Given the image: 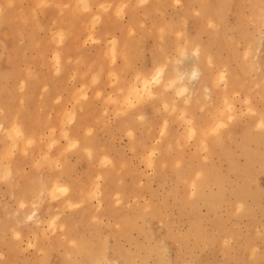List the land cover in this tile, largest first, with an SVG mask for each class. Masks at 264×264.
<instances>
[{"label": "rangeland", "instance_id": "374dc122", "mask_svg": "<svg viewBox=\"0 0 264 264\" xmlns=\"http://www.w3.org/2000/svg\"><path fill=\"white\" fill-rule=\"evenodd\" d=\"M187 1H188V4H187L188 6L186 5ZM199 1L200 0H181V2H182L181 3L180 1L171 0V1L165 2L166 4L165 3L163 4L162 9H164L163 11L166 14L165 17H167V20L169 17L170 21L169 20L167 21V27L166 28H169V29L164 30V33L166 31H168L166 33H169L170 30L171 31L173 30L172 31L173 33H171L172 35L168 34L170 36V37H168V40L171 42V45H170L171 46V52L169 54H171V55L176 54L174 52H177V47L173 49V47H175L173 44L178 43V41H179V43L177 44L178 49L182 46L188 45L187 43H185L184 33L188 37H191L193 35L195 36L197 34V37L200 38L202 44L203 43L205 44V49H206L207 53L211 52V53H209V56H211L215 60L214 62H216V63L218 62L217 66L219 68H221L222 72L225 71L223 73V75L226 76L225 79H223L222 77L218 78V84H217L218 87L217 86L213 87V88H215V90L217 89L216 92L215 91L213 92V96H212L213 99L207 100V98L205 99L204 96L198 97L197 93L194 94L195 97H192V99H190L191 103L189 101L188 111L186 113L185 111L183 112V110L180 109L179 107L174 106V105H176L175 104L176 98L174 96H172V97L170 96L171 98L168 96H167V98L166 97L161 98V100L157 104L159 107V111H161L163 114H165L164 118L166 119V123H165L164 130H166V133H165V131H159L157 124L155 125L153 123L150 124L149 122H147V121H149L148 118H150V119L156 118V114H157L154 112V110L152 108L153 105H152V103H150V101L144 100L146 102V105L144 103V105L140 106L139 102L137 103V101H136L135 102L136 104L134 103L135 99L133 98L134 101L132 100L133 102L130 103V105L132 106L133 104H135V106L133 105L131 107L128 104L129 103L128 99L124 100V101L122 100V101H120V107L118 110L112 109L113 104H115L117 101H119L118 98H120L119 92H117V90L113 89V88L118 87V84H121L123 81H126V82L132 81V79H134L133 73H135L139 68H141V66L143 64L145 65V63H146L148 51L145 48H146V45L148 46V44L150 42V36H149V34L147 36H145L144 42L140 41L141 40L140 36L142 35L143 30L145 28L150 27L151 20L155 17L154 15L156 12H154V13L152 12V14H150V18L149 17L147 18V16L144 15L143 12H141V14H139V17H140V21H139L140 23L138 25L139 28L134 26V29L132 30V32H131V30H129L126 33L127 39H128V35H129L130 44H132V45H130L131 52L133 53V50H134V52L136 51L135 55L133 56V57H135V58H133V60L135 59V61L136 60L137 61L136 62L133 61L132 58L130 57V54H129V56L126 55V57L129 59V61H128L129 64L128 63L124 64V67L121 70H118L119 73L116 76L117 72H114L115 74H113V72H111V71L115 68L116 65H119L121 63V61H123L125 54H123L122 56L118 55L119 57L117 59H115L114 61L108 60L110 63V67L108 70L109 73L106 74L105 83H103V81L101 83H98V84H97V82H95V81H97V79H95V77H94L96 74H99V76H102L104 74V73H98L95 70H93L91 72V68H93L95 64L92 65L91 67H88L90 69H88V70L86 69L88 71L87 73H89L88 74L89 76L87 77L88 82L85 83V87H89L87 89V91L89 92V96L91 97L90 98L91 101H93L92 99L96 97L94 94V90L97 88V86H99L101 84H103V87L105 86L104 87V95H106V97L104 98V96H102L101 98H98L99 101L97 104V105H99L98 109H101L102 111H100V114L99 115L97 114L96 117H91L89 119L90 121L87 120L88 124H86V125L82 124L81 127L79 126L81 138L78 139V141H79V143L77 144L78 146L77 145L75 146L73 144L75 147H69L68 148L69 151L67 150L65 152L62 149L61 154L59 153V161H60V163L62 161L64 162V163L63 162L61 163L62 169L64 170V176H67V178L71 177V179H72V188L73 189H72V191H70V193L72 192V196H75V198L78 199V196H77L78 190H76V189H78L77 184H79V183L81 184L84 182L82 180H84L83 178L86 179V171L87 172L91 171V168L93 169V172L96 170L100 172L99 182H100L102 191H101V194L98 192V190H97V192L96 191L94 192L95 194L93 196L91 194L92 197H91V200L89 201V204L86 201H85L86 203L83 202L84 201L83 200V201H81L82 205H78L80 207L75 206V205H71L72 207H70V205H66V207H65L62 204H61V206H58V205L54 206L58 201L56 199H50L48 197L50 200L49 201L47 199V194L43 193V192L41 193L40 189H39V183H40V180L42 177L41 173L43 172L44 168L46 167L45 168V170H46L50 166V164H51V166L54 165L53 158H52V161L49 158L48 160H50V162L48 160H47L48 162H46V160L44 158L45 152L50 150L51 154L54 157L56 155V150H55V147H52V146L54 144L58 145L59 142H61V141L64 142V140H65L61 135L56 134V136L58 138V142H57V140H56V142H49L51 137H52V135H50V133H49L51 126H52L51 122L57 121L56 124L58 126V121H59L61 123V126L65 125V127H68V124H70L67 121L68 120L67 118H65L66 121L63 120L66 110L64 109V111H62V112L59 111V107L62 106V104L61 105L58 104V101H59L58 98H60V100L62 102H64V105H63L64 108H66L67 104L69 106L71 105L70 107H72V104L74 102H75L74 105H76V107H78L79 110H81L80 108L82 106H84V98L83 97L85 95H83V94L78 95L79 96L78 98H80V100L79 99L77 100V96H75L76 97L75 100L74 99L72 100L70 98L69 89L67 92L66 88L64 89V91H61L59 89V87L58 88L56 87V82L58 81L59 76L61 75V73H64L63 68L61 67V64H62L61 59H60V61H58L57 60L58 55H56L58 47H59V42H60V47L62 44V38H63V35L61 34L62 31L61 30L55 31L52 27L46 29V28H44V25L45 26L48 25V23H46L47 25L45 24L46 19H43L42 24L38 20L39 16H41L42 18L48 17L46 15L45 7L48 8V7H51L53 5L58 6L59 4L58 3L53 4L52 0H0V22H1L0 23V77H1L0 78V115H2L0 117V121H2L1 119H5L2 122H0V123H2V129L0 132V165L2 168L0 170V173H1V175H0V229H1L0 230V256H1L0 257V264H51V263L52 264H89V263L90 264H103L104 263L103 261H105L104 256H106L105 255L106 252L108 253L107 254L108 257L109 256L112 257V255L113 256L117 255L114 248H113V245H116L118 243H120V246L124 249V251H127L128 253L136 252L134 255L135 257L132 256L133 253L131 255V257L134 261L136 259L140 258L142 260L139 261V259H138V262H144L145 264H148V263H151V264H239V263L240 264H257V263L258 264H264V154H263L264 153V127H263V125H264L263 124L264 123V120H263L264 119V45H263L264 44V17H262L263 13H264V11H263L264 1L263 0H254V1L253 0H232V1L226 0V1H222V3H224V2L228 3L231 1L228 4L224 3L226 5L224 7V13L223 14H219V13L213 14V12H212L211 13L213 16L212 17L209 15L205 16L206 14L203 13L204 16L202 19V25H203L202 31L197 29L198 28L197 24H198V21L200 19V18L197 19L198 13H196L200 9L199 8V5H200ZM2 2L4 4H2ZM256 3H258V6ZM1 5L2 6L7 5V6L2 7ZM66 6H67V4H66ZM137 6H139L142 9V11H144V9H145L144 7L147 6L146 0H141V2H139ZM165 6H167V8ZM186 7H189L188 8L189 10L188 9H187V11L184 10ZM21 8H23V9H21ZM39 10H40V14L38 13ZM169 10L172 12H170ZM255 10L257 12L253 13V11H255ZM11 11H12V13L14 12L13 15L11 14ZM239 11H241V12H239ZM259 11H262V12H259ZM15 12H17V13H15ZM179 12H180V15H179ZM17 14H19V15H17ZM184 14H186V15H184ZM7 15H8V18H7ZM22 15H24V16H22ZM220 15H221V17H220ZM141 16L143 17L144 20L142 19ZM215 16H217V17H215ZM122 17H124L125 20L128 18L127 14H124V16L122 15ZM177 18H179V19H177ZM24 19H26V20H24ZM176 19L179 21H177ZM147 20H149V21H147ZM52 21H54V19H52ZM194 22H195V24H194ZM14 24H15V27H13ZM211 24H212V26H211ZM213 24H218V25L214 27ZM96 25H97V23H96ZM180 25H183V26H180ZM194 25H196L197 27ZM5 27H7V28H5ZM180 27H181V29H180ZM12 28L14 31L16 28V31L15 32L12 31ZM27 28H29V29H27ZM195 28H196V30H194ZM20 29H22V30H20ZM151 29H153L152 26H151ZM215 29H216V31H215ZM243 29H245V30H243ZM47 30H48V32H47ZM23 31H24V33H23ZM150 31H152V30H150ZM154 31H156L155 35H157V37H158V35H160V28L154 29ZM220 31H221V33H222V31H224L223 35L220 33ZM237 31H238V33H237ZM130 32H131V34H130ZM9 33L11 34V36ZM134 33H136L135 36H134ZM249 33H250V35H249ZM53 34L56 35L57 37L56 36L54 37ZM136 35H138V36H136ZM164 35H166V34H164ZM243 36H245V37H243ZM249 36H252V37H249ZM53 38L55 40H53ZM132 38H134V39L132 40ZM27 39L29 42L27 41ZM230 39H231V44L229 43ZM3 40H5V41L3 42ZM157 40H158V38H157ZM212 40H213V42H212ZM131 42H133V43H131ZM141 42H143L144 45ZM244 42H245V44H244ZM92 43H93L92 40H89V41L87 40L86 46L88 44L90 45ZM209 44L211 47L209 46ZM38 45H39V47H38ZM138 47L139 48L141 47V48L139 49ZM40 48H42V49H40ZM36 49H37L38 53L35 51ZM137 49H139V50H137ZM260 49H262V50H260ZM38 50L42 51V52H39ZM140 50H143V51H140ZM212 51H213V53H212ZM246 52H247V54H246ZM41 53H42V55H41ZM223 53L225 54V56ZM40 56H42V57H40ZM246 57H247V59H246ZM248 58H250L249 61H247ZM31 59H33L32 62H30ZM253 59H255V60H253ZM116 60H118V61L121 60V61L116 64ZM138 60H139V62H138ZM242 60L244 61V63ZM252 60L254 61V63ZM130 61H131V64H130ZM35 63L37 64L36 66H35ZM58 63H60V65ZM209 63H210V61L206 57L205 58V65H206L205 68H209V69H212V67L214 68V66H211V64H209ZM220 63H222L221 66H220ZM226 63H228V64H226ZM249 63H250V65H249ZM215 64L213 63V65H215ZM240 64H243L244 66L242 67V65H240ZM254 64H255V66H254ZM18 65L20 68H18ZM69 65H70V63H69ZM138 65H139V67H137ZM9 67H10V69H9ZM136 67L138 69H136ZM255 67H256V69H254V70L256 72L253 70V68H255ZM135 69H136V71H135ZM245 69H247V70H245ZM125 70H126V72H125ZM32 71H34V73ZM246 72L248 75L246 74ZM122 73H124V74H122ZM5 74H7V75H5ZM11 74H12V76H11ZM18 75H19V77H18ZM35 75L39 78H37ZM5 76H6V78H5ZM243 76L245 77V79ZM41 77H42V79H40ZM204 77H205L204 78L205 80H209V79L211 80L212 79V76L208 73H206V75H204ZM241 77H243L242 80H241ZM36 78H37V80H36ZM120 78H121V80H120ZM76 80H78V79H76ZM48 81H49V83H48ZM238 82H241V83H238ZM202 83L203 82H201V77H200L199 81H197V83L195 85H193L194 87H192V89H194L196 87H201ZM237 83H238V85H237ZM243 83H245V85ZM223 84H225V85H223ZM230 84H232V85H230ZM235 85H237V86H235ZM233 86H235V87H233ZM245 86H247V87H245ZM105 88H108V89H105ZM224 88L228 89L225 91L227 93H224V94L228 95L226 97L227 99H225L223 96H221V94H223V93H221V91ZM34 89H37V90L34 91ZM45 89H47V90H45ZM81 90H85V93H86V88L85 89L82 88ZM8 92H9V95L7 94ZM31 92H32V94H31ZM57 92H59V93H57ZM247 92H248V94H247ZM13 93H15V94H13ZM16 93H18V95ZM63 93H64V95H63ZM7 95H8V97H7ZM10 95L12 97H10ZM50 96H51V99H50ZM9 98H10V100H9ZM47 98H49L50 100ZM66 98H67V100H66ZM114 100L116 102H114ZM17 101H18V103H17ZM127 101H128V103H127L128 107H126ZM165 101H167V102H165ZM172 101H174V102H172ZM194 101H195V103H193ZM200 101H202V102H200ZM51 102H52V104H49ZM112 102H113V104H112ZM164 102L166 103L165 105H164ZM35 103H36L37 107L34 106ZM200 103H202V104H200ZM3 105H4V107H3ZM16 105H18L19 108ZM43 105L46 107H44ZM111 105H112V107H110ZM7 106H8V108H7ZM137 106H140V107L143 106L142 110L145 112L143 114V116H145V117H142L143 119L139 118L140 120L143 121L142 122L143 124L139 123V125L137 127H135L134 130L132 129L133 134H130V132L132 133V131L126 130V127H129V124L126 123V121H129L128 117L134 115V110H135L134 108ZM164 106H166V109ZM217 106H218V110H217ZM228 107H230V108H228ZM231 108H233V109H231ZM52 109H54L53 112H52ZM69 109L66 111V113L69 111ZM3 110H5V112ZM79 110H78V112H80ZM82 110H83V108H82ZM152 111H153V113H152ZM192 111L195 112L194 115H193V113H191ZM208 111L209 112L211 111L212 114L209 113ZM27 112H29L28 113L29 115H27ZM39 112L41 113V115L44 112L42 115V118H41L42 121H40V118H39L40 113ZM129 112H131L132 114ZM118 113H120V114H118ZM123 113H124V115H123ZM207 113H208V116H207ZM233 113H235V114H233ZM4 114L6 116H3ZM86 115H87V113H86ZM150 115H153V116L151 117ZM189 115L192 117H190ZM27 116H28V118H27ZM120 116L123 118V120L121 119ZM146 116H148V118H146ZM166 116H168V117H166ZM199 116H201V117H199ZM17 118L19 120H16ZM37 118H39V119H37ZM52 118H54V119H52ZM185 118H187V120ZM196 118L198 119L197 120L198 122L199 121L200 122H208L210 120L209 121L210 127L206 130V132L209 133V134H206V139H207L206 141L208 142V143H206L207 146H206V144L205 145L198 144V146H197L198 140H194L196 138L191 137L189 135V133L187 132V131L190 132L189 128L192 127V125H193L192 123H193V121L196 120ZM221 118H223V119H221ZM26 119L27 120L29 119V120L27 121ZM60 119H62V120H60ZM50 120H51V122H50ZM15 121L20 122L21 125L19 123L15 124L14 123ZM33 121H34L35 125L37 123L38 124L36 126H34ZM95 121L97 122L96 125H94ZM118 121H120V122L122 121L123 123H121V124H123V125H119L120 122H118ZM21 122L23 123V125ZM31 122L33 123L32 126H34V127L30 129V127H32ZM189 122H190L191 126L189 125ZM144 123L146 124V126H144L145 125ZM147 124H148V126H147ZM166 124H167V126H166ZM218 124H219V126H218ZM14 125L15 126L17 125V127H15ZM18 125H20L21 127ZM48 125H49V127H48ZM261 125H262V128H261ZM39 126H40V128H39ZM19 127H20V129L22 128L23 133L24 132H27V133L23 134V133H21V131L19 132V130L16 129ZM119 127H120V129H119ZM142 127H144L146 129V130H144L143 134L141 133V131L144 129ZM156 127H157V129H156ZM218 128H219V130H218ZM11 129L14 130V131H12V132H14V135H12L13 133L11 134L9 132L12 135V138L8 137L9 135L7 132L8 130H11ZM173 129H175V131ZM88 130H90V132H88ZM147 130H150V133L155 132V133H157V135L155 134L156 136L152 137V140H153L152 145L146 147L147 150H145V154L142 155V147H140V144H137V143H138V140H141L142 136H143V139L146 138ZM185 130H187V131H185ZM184 131H185V134H183ZM217 131H219L221 136ZM244 131H247V132H244ZM56 132H57V128H56ZM108 132H109V134H108ZM111 132H113V133H111ZM163 132L165 133L164 135H163ZM170 132L171 133L173 132L172 136H171ZM17 133H19V134H17ZM20 133L23 135H21ZM92 133H93V135H92ZM230 133H232V134H230ZM45 134H46V136H45ZM15 135L16 136L21 135L20 137L17 136L19 139L22 137L21 140L16 138ZM177 135H179V137H181V136L182 137L179 138ZM138 136L140 137V139H138L139 138ZM159 136L161 138H164V140L167 138L168 139L171 138L172 140H174L177 137L178 139L176 138L175 140H178L181 144V145L176 146L178 148V150L176 147L174 148V150L176 149V151L173 150V152H172L173 157H175L173 159V162H172L173 164L171 163L169 165V167H166L165 171L161 172V173H163L162 175H161V173H158L157 169H155L156 168L155 165H152V167L154 168L153 169L150 166L151 164L148 161H146V159L149 157V155L151 158L156 157L158 155V151L154 150V148H156V145L159 143V141H162ZM250 136H251V138H250ZM258 136H260V138ZM24 137H26V138H24ZM87 137H90V138H87ZM97 137H98V140H97ZM134 137H136V138H134ZM254 137H255V139H254L255 141L251 140ZM91 138H93V139H91ZM22 139L24 140L23 141L24 143L29 140L28 143H26L27 146L23 145V143H20V141H22ZM108 139H110V140H108ZM180 139H182V140H180ZM257 139H259V140L257 141ZM87 140L89 141L88 143H87ZM212 140L214 141V143ZM82 141H85V142H82ZM250 141H253V142H250ZM39 142H41L42 144ZM95 142L102 143L101 145L99 143L100 148H98L99 145H97L98 147L97 146L96 147H93V146L84 147L85 145L86 146L93 145V143H95ZM50 143L51 144L54 143V144H52V146H51ZM107 143L109 146L107 145ZM31 144H32V146H31ZM49 144H50L51 148H49V146H48ZM15 145H17V146L15 147ZM240 145H243V146H240ZM29 146H31V147H29ZM111 147H112V149H111ZM9 148L12 150H9ZM36 148H38V149H36ZM48 148H49V150H48ZM70 148H71V150H70ZM87 148L91 149V153H92L91 156H90V153H87L89 151ZM97 148L99 150H102V151H99ZM113 148H115V149H113ZM150 148H151V150H150ZM244 148L247 149V152ZM26 149H27V151H26ZM42 149H43V151H41ZM106 149H107V151H106ZM152 149L155 152H151ZM241 149H243V150H241ZM103 150H104V152H103ZM200 150H202V151H200ZM256 150H258V151H256ZM23 151H24V154L27 153L26 156L24 155L25 157H22ZM29 151H31V152H29ZM70 151H71L72 155H68V154H71ZM97 151L101 152L100 155H103L105 157L104 158L101 157L99 159L95 158V157H97V155H95V154H99V152H97ZM113 151L115 153H113ZM255 151H256V153H255ZM6 152H7V154H6ZM175 152L178 154H176ZM180 152L183 154H181ZM20 153H22V154H20ZM150 153H153V154H150ZM28 155H30V156H28ZM254 155L256 156V158H254L255 157ZM31 156H32V158H31ZM65 156H66V158H65ZM78 156H79V159H78ZM180 156H182V157H180ZM232 157H233V159H232ZM28 158L32 159V160H28ZM38 159H40L41 161H38ZM85 159L86 160L88 159L87 160L88 162ZM180 159H181V161H180ZM183 159L187 160V162H185V160H183ZM189 159H191V161H189L191 164L188 162ZM22 160H23V162H22ZM102 160H104V163ZM108 160H111V161L109 162ZM118 160H120L119 164L117 162ZM126 160H128V162ZM230 160H232V161H230ZM235 160H237V161H235ZM12 161H14L13 162L14 166L13 165L11 166ZM16 161H20V162H17L18 166L16 165ZM30 162H31V164H29ZM184 162H185V164H184ZM199 162H201V163L203 162L202 164L204 166H202V168H201L202 164H200ZM205 162H207V163H205ZM219 162H221V163H219ZM23 163H24V165H23ZM25 163H26V165H25ZM92 163H93V166H92ZM235 163H237V166L234 165ZM245 163H246V165H245ZM108 164H110V165H108ZM186 164L188 166H190L189 167L190 170H193V169L195 170L196 168L200 167V171L198 174H192L193 172L190 173L191 176L187 177V179H185V181H184L179 176L183 177L182 175L184 173H187V171H189V168L187 169L188 166ZM89 165L92 167H89ZM184 165H185V167H184ZM75 166H76V169H75ZM116 166H117V168L115 170ZM39 167H43V168H41L42 170L38 169ZM88 168H90V170ZM176 168H177V170H176ZM236 169H237V172H236ZM11 170H12V173L14 176V178H11L12 182H11L10 178L7 179L8 177H12V174L9 172ZM143 170H144V172H143ZM175 170L178 174L175 172ZM183 170H185V171L183 172ZM243 170H245V171H243ZM81 171H83V173ZM113 171L116 173V175H117L116 177H115V174H113L114 173ZM119 171L121 174L118 173ZM122 171H123V173H122ZM170 171H172V173L175 172L173 174L174 176L169 173ZM214 171H215V174H213ZM203 172H205L206 174H208L210 176H212V174H213V177L212 178L210 176L208 177V175H206ZM243 172L244 173L247 172L245 176H244ZM15 173H18V174L16 175ZM107 173L111 174L110 177H109V175H107ZM180 173H181V175H180ZM210 173H212V174H210ZM9 174H11V176ZM132 174L133 175L135 174V175L133 176ZM27 175L29 178L26 177ZM172 176L175 179H173ZM240 176L242 179L240 178ZM101 177L103 179H101ZM111 177H112V179H111ZM207 177H208V179H207ZM224 177H226V178H224ZM132 178L135 180H132ZM192 178L196 179L197 183H199V188H197L198 187L197 183H196V185H194L196 187V190H194V188H193L194 186L190 183V180ZM2 179H3V181H2ZM22 179H25V180H22ZM211 179H213V180L216 179L215 180L216 184H214L215 181H213ZM221 179H223V181ZM227 179H228V181H227ZM5 180H6V182H5ZM205 180H207V181L211 180V181H210V183L208 182V185H207V182ZM31 182H33V183H31ZM114 182H116L117 187L115 186L116 184ZM185 182L187 183L186 185H185ZM228 182H229L230 186H232V185H234V186L230 187ZM8 184H9V187L7 186ZM74 184H76V186ZM157 184H159V185H157ZM252 185H254V186H252ZM33 186L36 187L35 190H34ZM93 186H94V184H91L90 191L91 190L94 191ZM200 186H202V187H200ZM237 186H238V188H237ZM121 187L122 188L125 187V189L123 190L121 202H118L119 201L118 198L121 196L119 194V191H120L119 189ZM126 187H127V189H126ZM233 188L235 189L234 191H232ZM112 189H114L115 191ZM200 189H201V191H200ZM217 189H219V190H217ZM30 190H32V191H30ZM210 191H211V193H210ZM201 192H203V193H201ZM131 193H133V194H131ZM209 193L211 194V196H215L216 194L217 195H216V197L210 198L211 196H209L210 195ZM222 193L224 194V196ZM38 194H40L39 199H38V197H39ZM42 194L44 195V197H43L44 199H42V196H41ZM206 194H208V195H206ZM235 194H236V197H235ZM63 195H65V193ZM22 197H23V199H22ZM207 197H209V198L207 199ZM241 197L244 199H242ZM34 198H35V200L36 199L38 200L37 201L38 204L35 203ZM58 198H61V196ZM101 198H103V199H101ZM238 198H240V199L238 200ZM63 199L61 198L62 202H63ZM123 199L125 201H123ZM182 199H185V200L183 201ZM27 201L30 205L27 204ZM99 201H100V204L98 203ZM181 201H183V203ZM23 202H24V204H22ZM39 202H41V204ZM47 203H49V208L46 205ZM112 203L113 204L117 203L116 207H115V205L112 206L111 205ZM35 204H37L36 208H34ZM26 206H28V208ZM73 207H74V209H73ZM57 208H59V210H58L59 217L57 218L59 221V227H58L59 229L56 227V226H58V221H57L56 226H53V227H49L47 225V221H46L48 214L50 212H52L51 210L55 211ZM124 208H125V210H124ZM248 208H249V210H248ZM154 209L156 210V214L152 213ZM62 210H64V211H62ZM70 210H71V212H69ZM74 210H75V213H73ZM87 210H88V212H87ZM108 210H113L115 212L116 216H118V214L121 213L122 216L127 218L126 221L132 217L131 219L133 222V226L131 224H129V228H130L129 233H131V232L132 233L129 234L128 237L125 236V238H127V240L124 238V235H120L118 237L117 241H115L112 237H110V233H109L110 229L111 228H114V229L118 228L117 221H119V220L114 221V219H113L114 212L111 215L110 212H107ZM136 210H138V211H136ZM244 210H246V211L244 212ZM123 211H124V213H123ZM249 213H251V214H249ZM29 215H31V216L28 217ZM72 216L76 217V220H78L76 222V225H75V226H77L76 227L77 230L73 229V230H70L71 232L67 233L66 232L67 227H65V225H64L61 228L60 221L63 220V218H65L64 221L66 223H69V220H67V219L71 218ZM97 216L100 219H98ZM216 217L217 218L219 217V219H217ZM204 218H205V220H204ZM40 219H43V221ZM141 219H144V220H141ZM196 220L198 222V224H197L198 226L196 225V223H197ZM13 221H15V222H13ZM137 221H139V222H137ZM214 221H216L215 224H217V225H214ZM8 223H10V225ZM14 223H16L17 225ZM126 223H125V225H126ZM7 224H8V227H4L5 225L7 226ZM118 224H119V222H118ZM99 225H100V227H99ZM113 225L116 226V228ZM222 225H223V227H221ZM86 226L88 227L89 230L86 229ZM14 228L15 229L17 228V229L15 230ZM54 228H55V230H54ZM68 228H69V225H68ZM133 228H134V230H132ZM101 230H103V231H101ZM138 230H140V231H138ZM21 231H24V232L22 233ZM83 231H84V234H83ZM100 232L103 235L100 236ZM219 232L222 233V235L219 234ZM17 233L19 234V236ZM76 233L77 234L79 233V234L77 235ZM90 233H92V234H90ZM105 233H107V234H105ZM64 234L65 235L67 234L66 237H64ZM68 234L75 235V237L73 236V240H72L74 244H72L71 240H68V236H69ZM195 234H197V235H195ZM219 235H221V236L219 237ZM249 235H251L252 237ZM98 236H100V237L98 238ZM69 237H72V236H69ZM88 237H92V238L90 239ZM231 237H232V239H231ZM240 237H241V239H240ZM121 238H122L123 242L120 241ZM81 239H83V243L87 239L86 242H88V243H86V245L84 247L90 249L88 254L84 252L83 254L75 253L74 255L73 254L70 255V252L71 251L73 252V250L76 249V246L78 244L77 242H79ZM108 239H109L110 244L107 245L106 241H108ZM12 240H13V242L11 243L10 241H12ZM135 240H137V241H135ZM147 240H149L150 243H149V241L147 242ZM237 240L239 241V243H236V242H238ZM247 240H248V242H247ZM131 241H132V243H131ZM17 242H18V244H17ZM104 243H105V246H104ZM240 243L243 245H245L246 243L247 244L245 246H242V245H239ZM138 244L142 246V249H140L141 246L139 247ZM12 245L14 246V248ZM39 245H40V247H39ZM41 246L43 249L41 248ZM9 247L11 248V250ZM54 247L57 249H54ZM144 247H146V250ZM156 247H157V249H156ZM257 247H258V249H257ZM12 248H13V250H12ZM36 248H37V250H36ZM63 248H65V249H63ZM231 248H233V249L231 250ZM154 249H156V250H154ZM84 250H86V249H84ZM144 250L146 252H144ZM227 250H229V251H227ZM67 251H69V252H67ZM104 251H106V252H104ZM240 251H242V252H240ZM102 252H103V254H102ZM227 253H228V255H227ZM92 254H93V257H92ZM149 254H150V256H149ZM151 254H152V256H151ZM141 255L144 257H142ZM153 255H154V257H153ZM44 257L47 260H43ZM76 257L79 259L77 260ZM150 257H152V258H150ZM164 257H165V259H164ZM261 257H263V258H261ZM37 258H39V259L36 260ZM55 259H57V260H55ZM63 259H65V260H63ZM245 259H247V261ZM60 260H61V262H60ZM98 260H100V261H98ZM78 261H79V263H77ZM162 261H164V262H162ZM146 262H148V263H146Z\"/></svg>", "mask_w": 264, "mask_h": 264}, {"label": "bare ground", "instance_id": "6f19581e", "mask_svg": "<svg viewBox=\"0 0 264 264\" xmlns=\"http://www.w3.org/2000/svg\"><path fill=\"white\" fill-rule=\"evenodd\" d=\"M62 1V0H61ZM72 1V0H71ZM168 1H171V0H146V2H147V6L146 7H144L145 9H144V11H142L143 12V14L144 15H146L147 16V18L149 17L150 18V14H152V12L154 13V12H156L155 13V17L151 20V25H150V27H147V28H145L144 30H143V33H142V35L140 36V38H141V40L140 41H145V36H147L148 34H149V36H150V42H149V44H148V46L146 45V48L145 49H147V59H146V63H145V65L143 66H141V68H137V67H139V65L136 67V69H138L137 71H136V69H135V73H133V77H134V79H132V81H128V82H126V81H123L121 84H118V87H116V88H113V89H116L117 90V92H119V94H120V98H118V100L119 101H115L114 100V102H116L115 104H113V102H112V104H113V107H112V105L110 106V107H112V109H115V110H118L119 109V107H120V101H124V100H129V103H128V101L126 102V107H128L127 106V103L129 104V106H131L130 105V103H132L134 100H133V98L135 99V101H134V103L137 101V103L139 102L140 103V106L141 105H144V103H145V105H146V102L144 101V100H147V101H150V103H152V105H153V110H154V112L155 113H157L156 114V118H148V116H146V118H148V120L149 121H147V122H149L150 124L151 123H153V124H157L158 125V129H159V131H165V133H166V130H164V127H165V123H166V119L164 118V115L165 114H163L161 111H159V107H158V102L161 100V98H163V97H166L167 98V96L168 97H172V96H174L175 98H176V105H174V106H177V107H179L180 109H182L183 110V112L185 111L186 113H187V111H188V106H189V101H190V99H192V97H195V95L194 94H196L197 93V96L198 97H200V96H204L205 97V99L207 98V100L209 99V100H212L213 99V92L215 91H217V89L215 90V88H213L214 86L216 87L217 86V84H218V78H223V79H225L226 78V76H224L223 75V73L225 72L224 70V72H222V70H221V68H219L217 65V63L216 62H214L215 60L211 57V56H209V53H211V52H209V53H207V51H206V49H205V44L203 43L202 44V42H201V40H200V38L199 37H197V34L194 36L193 34V36H191V37H188V36H186V34L184 33V35H185V43H187L188 45H185V46H182V47H180L179 49H178V43H179V41H178V43H175V44H173L175 47H173V49L174 48H176L177 47V52H174V53H176L175 55H171V54H169L170 52H171V42L168 40V37H170L168 34H171V33H173L171 30H170V32L169 33H166V32H168V31H166L165 33H164V30H168L169 28H166L167 27V21L170 19L169 17H168V20H167V17H165V12L163 11L164 9H162V6H163V4L165 3V2H168ZM174 1H180L181 2V0H174ZM222 1H226V0H200L199 2V10H198V12H196V13H198V18L197 19H199V21H198V30H200V31H202V28H203V25H202V19H203V13H205L206 15L205 16H212V12H213V14L214 13H219V14H223L224 13V7H225V5L226 4H228V3H230V2H228V3H226V2H224V3H226V4H224V3H222ZM254 1V0H253ZM264 1V0H263ZM4 2V1H3ZM2 2V4H4ZM54 2V1H53ZM63 2V1H62ZM139 2H141V0H112V1H106V2H104V1H101V0H74V6H75V8H73V7H71L72 8V18H71V16H70V18H71V26H70V24H69V26H70V28H67V31H66V33L63 31V30H61L62 31V35H63V38H62V45H61V47H60V42H59V47H58V50H57V53H56V55H58L57 56V60L58 61H60V59H61V62H62V64H61V67L63 68V72H64V75L66 74V73H68L67 75H69V78H70V82H71V84H70V86H68L67 85V87L69 88V93H70V98L73 100H75V96H77V100L79 99L80 100V98H78L79 96L78 95H81V94H83V95H85L83 98H84V102H90L91 101V97L89 96V92L87 91V89L89 88V87H85V83H84V81H83V79L81 78V79H79V81H80V84L78 85L77 84V81L78 80H76V79H78V77L80 76L81 77V75L80 74H83L84 75V73H87L88 71V69H90V68H88L87 67V65H85V62H86V58H88V53H86L85 52V47H87V46H85V44H86V41L88 40H92V44H94V42H95V44H97V48H98V50H97V52H96V54H95V56H94V60L93 61H95L96 63H94L95 65H94V67L93 68H91V72L93 71V70H95V71H97L98 73H109V67H110V63H109V61H114L115 59H117L120 55L122 56L123 54H125L124 55V58H123V61H121V63L119 64V65H116L115 66V68L111 71V72H113V74H115L114 72H117L116 73V76H117V74L119 73L118 72V70H121L123 67H124V64H129V59L126 57V55H128L129 56V54H130V57L132 58V60H133V58H135V57H133L134 55H135V53H132L131 52V49H130V45H132V44H130V40H129V35H128V39L126 38V36H127V32L129 31V30H131V32H132V30L134 29V26L136 25L135 24V19H134V17H133V14H132V10H133V8H135V6H137L138 5V3ZM186 2V1H185ZM190 2V1H189ZM61 3V2H60ZM109 3V4H108ZM182 3V2H181ZM10 4V3H9ZM49 4V3H48ZM55 4H57V3H55ZM59 4V3H58ZM166 4V3H165ZM168 4V3H167ZM188 4V1H187V3H186V5ZM257 4V6H258V3H256ZM27 5V4H26ZM60 5V4H59ZM68 5V4H67ZM115 5V10L118 8V15H119V17H122V15L124 16V14H127V19H126V21H121L119 24H117V25H115V26H110V28H108V30L106 29V30H103V29H101V31L99 32V34H98V32H97V29H96V23H98L99 24V22H101V20L103 19V15H106L108 12V10H111V9H109L110 7H113ZM177 5V4H176ZM175 5V6H176ZM183 5V4H182ZM2 6V5H1ZM3 6H5V5H3ZM2 6V7H3ZM7 6V5H6ZM5 6V7H6ZM21 6V5H20ZM39 6V5H38ZM63 5H61L60 7H62ZM66 6V5H65ZM73 6V5H72ZM188 6V5H187ZM256 6V7H257ZM11 7V6H10ZM22 7V6H21ZM35 7V6H34ZM57 7H59V6H57ZM166 8H167V6H165ZM169 7V6H168ZM196 7V6H195ZM249 7V6H248ZM17 8V7H16ZM31 8V7H30ZM38 8V7H37ZM165 8V9H166ZM189 7H186L184 10H186L187 11V9H188ZM254 8V7H253ZM264 8V7H263ZM15 9V8H14ZM21 9H23V8H21ZM76 10V12L73 14V10ZM257 9V8H256ZM38 10V9H37ZM79 10L80 11H82V16H80L79 15ZM142 10V9H141ZM189 10V9H188ZM191 10V9H190ZM254 10V9H253ZM13 11V10H12ZM12 11H11V14L13 15V13H12ZM29 11V10H28ZM40 11V10H39ZM117 11V10H116ZM170 11V10H169ZM204 11V12H203ZM252 11V10H251ZM263 11H264V9H263ZM19 12V11H18ZM55 12H57V11H55ZM61 12V11H60ZM170 12H172V11H170ZM236 12V11H235ZM239 12H241V11H239ZM257 11L255 10V11H253V13H256ZM259 12H262V11H259ZM258 12V13H259ZM15 13H17V12H15ZM23 13V12H22ZM40 13V12H39ZM53 13V12H52ZM140 13V12H139ZM168 13V12H167ZM29 14V13H28ZM37 14V13H36ZM60 14V13H59ZM169 14V13H168ZM183 14V13H182ZM16 15V14H15ZM17 15H19V14H17ZM58 15V14H57ZM114 15H116V14H114ZM135 15H136V12H135ZM179 15H180V12H179ZM184 15H186V14H184ZM21 16V15H20ZM22 16H24V15H22ZM169 16V15H168ZM173 16V15H172ZM178 16V15H177ZM15 17V16H14ZM17 17V16H16ZM63 17V16H62ZM111 17H112V15H111ZM117 17V16H116ZM142 17V16H141ZM187 17V16H186ZM213 17V16H212ZM211 17V18H212ZM215 17H217V16H215ZM220 17H221V15H220ZM219 17V18H220ZM223 17V16H222ZM226 17V16H225ZM256 17V16H255ZM262 17H264V13H263V16ZM261 17V18H262ZM7 18H8V15H7ZM32 18V17H31ZM52 18V17H51ZM56 18V17H55ZM64 18V17H63ZM62 18V19H63ZM175 18V17H174ZM6 19V18H5ZM14 19V18H13ZM35 19V18H34ZM45 19V18H44ZM61 19V20H62ZM114 19V18H113ZM140 19V18H139ZM142 19H143V17H142ZM177 19H179V18H177ZM176 19V20H177ZM187 19V18H186ZM217 19V18H216ZM226 19V18H225ZM10 20V19H9ZM24 20H26V19H24ZM36 20V19H35ZM51 19H49V21H50ZM56 20V19H55ZM144 20V19H143ZM150 20V19H149ZM149 20H147V21H149ZM38 21V20H37ZM63 21V20H62ZM106 21H107V19H106ZM146 21V22H147ZM170 21V20H169ZM177 21H179V20H177ZM253 21V20H252ZM256 21V20H255ZM262 21V20H261ZM22 22V21H21ZM25 22V21H24ZM65 22V21H64ZM75 22H77V25H76V23ZM197 22V21H196ZM1 23V22H0ZM35 23V22H34ZM47 23V22H46ZM74 23H75V25H74ZM144 23V22H143ZM171 23V22H170ZM169 23V24H170ZM16 24V23H15ZM15 24H14V26L13 27H15ZM39 24V23H38ZM51 24V23H50ZM139 24V23H138ZM175 24V23H174ZM173 24V25H174ZM194 24H195V22H194ZM240 24V23H239ZM238 24V25H239ZM23 25V24H22ZM27 25V24H26ZM47 25V24H46ZM141 25V24H140ZM171 25V24H170ZM176 25V24H175ZM192 25V24H191ZM218 24H213V26L215 27V26H217ZM5 26V25H4ZM12 26V25H11ZM32 26V25H31ZM39 26V25H38ZM45 26V25H44ZM60 26V25H59ZM108 26V25H107ZM151 26H152V28L153 29H151ZM178 26V25H177ZM180 26H183V25H180ZM185 26V25H184ZM194 26H196V25H194ZM193 26V27H194ZM210 26V25H209ZM211 26H212V24H211ZM230 26V25H229ZM19 27V26H18ZM25 27V26H24ZM37 27V26H36ZM47 27V26H46ZM197 27V26H196ZM239 27V26H238ZM5 28H7V27H5ZM53 28V27H52ZM57 28V27H56ZM157 28H160V35H158V37H157V35H155V32L156 31H154V29H157ZM176 28V27H175ZM192 28V27H191ZM218 28V27H217ZM27 29H29V28H27ZM26 29V30H27ZM47 29V28H46ZM54 29V28H53ZM163 31H162V30ZM171 29V28H170ZM177 29V28H176ZM180 29H181V27H180ZM240 29V28H239ZM20 30H22V29H20ZM24 30V29H23ZM52 30V29H51ZM150 30H152V31H150ZM194 30H196V28L194 29ZM243 30H245V29H243ZM12 31H14L13 30V28H12ZM15 31H16V28H15ZM14 31V32H15ZM28 31V30H27ZM53 31V30H52ZM215 31H216V29H215ZM30 32V31H29ZM47 32H48V30H47ZM131 32H130V34H131ZM182 32V31H181ZM235 32V31H234ZM261 32V31H260ZM23 33H24V31H23ZM22 33V34H23ZM38 33V32H37ZM52 33V32H51ZM84 33V34H83ZM220 33H221V31H220ZM223 33H224V31H222V35H223ZM237 33H238V31H237ZM248 33V32H247ZM10 34V33H9ZM26 34V33H25ZM33 34V33H32ZM78 34H80L81 36H82V39L80 40V43L76 40L77 39V37L79 36ZM135 34L136 33H134V36H135ZM138 34V33H137ZM157 34V33H156ZM164 34H166V35H164ZM232 34V33H231ZM246 34V33H245ZM18 35V34H17ZM66 35H67V38H66ZM172 35V34H171ZM249 35H250V33H249ZM10 36H11V34H10ZM29 36V35H28ZM53 36L55 37L56 35H54L53 34ZM80 36V37H81ZM136 36H138V35H136ZM200 36V35H199ZM214 36V35H213ZM225 36V35H224ZM246 36V35H245ZM245 36H243V37H245ZM49 37V36H48ZM57 37V36H56ZM183 37V36H182ZM212 37V36H211ZM226 37V36H225ZM249 37H252V36H249ZM8 38V37H7ZM32 38V37H31ZM69 38V41L68 42H66L65 43V40H67ZM138 38V37H137ZM157 38H158V40H157ZM172 38V37H171ZM248 38V37H247ZM10 39V38H9ZM71 39V40H70ZM79 39V38H78ZM134 38H132V40H133ZM232 39V38H231ZM231 39L229 40L230 42V44H231ZM2 40V39H1ZM11 40V39H10ZM37 40V39H36ZM53 40H55L54 38H53ZM211 40V39H210ZM5 40H3V42H4ZM27 41H28V39H27ZM35 41V40H34ZM64 41V42H63ZM183 41V40H182ZM209 41V40H208ZM207 41V42H208ZM29 42V41H28ZM27 42V43H28ZM33 42V41H32ZM40 42V41H39ZM143 42H141V43H143ZM212 42H213V40H212ZM246 42V41H245ZM245 42H244V44H245ZM257 42V41H256ZM56 43V42H55ZM131 43H133V42H131ZM216 43V42H215ZM34 44V43H33ZM74 44V45H73ZM5 45V44H4ZM11 45V44H10ZM13 45V44H12ZM30 45V44H29ZM135 45V44H134ZM141 45V44H140ZM143 45H144V43H143ZM216 45V44H215ZM236 45V44H235ZM264 45V44H263ZM35 46V45H34ZM55 46V45H54ZM75 46V47H74ZM85 46V47H84ZM209 46H210V44H209ZM227 46V45H226ZM261 46V45H260ZM25 47V46H24ZM32 47V46H31ZM38 47H39V45H38ZM74 47V48H73ZM142 47V46H141ZM140 47V48H141ZM145 47V46H144ZM211 47V46H210ZM214 47V46H213ZM60 48V49H59ZM139 48V47H138ZM139 48V49H140ZM252 48V47H251ZM257 48V47H256ZM26 49V48H25ZM35 49V48H34ZM40 49H42V48H40ZM133 49V48H132ZM139 49H137V50H139ZM23 50V49H22ZM231 50V49H230ZM252 50V49H251ZM256 50V49H255ZM258 50V49H257ZM260 50H262V49H260ZM36 52H37V49L35 50ZM39 51V50H38ZM140 51H143V50H140ZM22 52V51H21ZM39 52H42V51H39ZM136 52V51H135ZM38 53V52H37ZM91 53V52H90ZM212 53H213V51H212ZM224 54V53H223ZM246 54H247V52H246ZM256 54V53H255ZM41 55H42V53H41ZM90 55V54H89ZM92 55V54H91ZM119 55V56H118ZM211 55V54H210ZM240 55V54H239ZM141 56V55H140ZM178 56V57H177ZM224 56H225V54H224ZM262 56V55H261ZM260 56V57H261ZM40 57H42V56H40ZM208 58V60L210 61V63L209 64H211V66H214V68L212 67V69H209V68H205V58ZM248 57V56H247ZM247 57H246V59H247ZM33 58V57H32ZM141 58V57H140ZM144 58V57H143ZM251 58V57H250ZM250 58H248V60L247 61H249V59ZM253 58V57H252ZM24 59V58H23ZM121 59V58H120ZM139 59V58H138ZM241 59V58H240ZM32 60L33 59H31V61L30 62H32ZM41 60V59H40ZM109 60V61H108ZM131 60V59H130ZM131 60V61H132ZM253 60H255V59H253ZM252 60V61H253ZM258 60V59H257ZM120 61H118V60H116V64L117 63H119ZM131 61H130V64H131ZM133 61H135V59L133 60ZM137 61V60H136ZM135 61V62H136ZM243 61V60H242ZM8 62V61H7ZM38 62V61H37ZM43 62V61H42ZM138 62H139V60H138ZM221 62V61H220ZM28 63V62H27ZM69 63H70V65H69ZM143 63V62H142ZM213 63L215 64V65H213ZM243 63H244V61H243ZM248 63V62H247ZM246 63V64H247ZM251 63V62H250ZM250 63H249V65H250ZM253 63H254V61H253ZM59 65H60V63H58ZM221 64L222 63H220V66H221ZM226 64H228V63H226ZM245 64V65H246ZM9 65V64H8ZM37 64L35 63V66H36ZM48 65V64H47ZM123 65V66H122ZM240 65H242V67L244 66L243 64H240ZM253 65V64H252ZM263 65V64H262ZM10 66V65H9ZM49 66V65H48ZM57 66V65H56ZM108 66V67H107ZM134 66V65H133ZM233 66V65H232ZM239 66V65H238ZM254 66H255V64H254ZM258 66V65H257ZM17 67V66H16ZM81 67H82V69H81ZM241 67V66H240ZM18 68H20L19 67V65H18ZM35 68V67H34ZM86 68H87V70H86ZM231 68V67H230ZM239 68V67H238ZM9 69H10V67H9ZM51 69V68H50ZM61 69V68H60ZM243 69V68H242ZM254 69H256V67L255 68H253V70ZM245 70H247V69H245ZM3 71V70H2ZM48 71V70H47ZM59 71V70H58ZM57 71V72H58ZM206 71V72H205ZM255 71V70H254ZM4 72V71H3ZM12 72V71H11ZM33 73H34V71H32ZM31 72V73H32ZM66 72V73H65ZM125 72H126V70H125ZM234 72V71H233ZM256 72V71H255ZM30 73V72H29ZM39 73V72H38ZM37 73V74H38ZM43 73V72H42ZM45 73V72H44ZM206 73H208V74H210L211 76H212V79L210 80H205L204 78V75H206ZM236 73V72H235ZM243 73V72H242ZM2 74V73H1ZM8 74V73H7ZM7 74H5V75H7ZM10 74V73H9ZM122 74H124V73H122ZM246 74H247V72H246ZM248 75V74H247ZM262 75V74H261ZM2 76V75H1ZM11 76H12V74H11ZM34 76V75H33ZM36 76V75H35ZM40 76V75H39ZM245 76V75H244ZM243 76V77H244ZM4 77V76H3ZM18 77H19V75H18ZM37 77V76H36ZM83 77V76H82ZM95 79H97V81H95V82H97V84L98 83H101L102 82V80H103V77L102 76H99V74H96L95 76ZM131 77V76H130ZM200 77H201V82H203L202 83V85H201V87H196V88H194V89H192V87H194L193 85H195L196 83H197V81H199V79H200ZM239 77V76H238ZM243 77H241V80H242V78ZM1 78V77H0ZM5 78H6V76H5ZM10 78V77H9ZM37 78H39V77H37ZM37 78H36V80H37ZM47 78V77H46ZM50 78V77H49ZM63 78V77H62ZM64 78L66 79V75L64 76ZM40 79H42V77L40 78ZM244 79H245V77H244ZM52 80V79H51ZM120 80H121V78H120ZM248 80V79H247ZM47 81V80H46ZM64 81V80H63ZM232 81V80H231ZM17 82V81H16ZM37 82V81H36ZM113 82V81H112ZM221 82V81H220ZM230 82V81H229ZM246 82V81H245ZM42 83V82H41ZM48 83H49V81H48ZM67 83V82H66ZM93 83V82H92ZM238 83H241V82H238ZM238 83H237V85H238ZM25 84V83H24ZM68 84V83H67ZM91 84V83H90ZM216 84V85H215ZM244 85H245V83H243ZM28 85V84H27ZM33 85V84H32ZM64 85H65V83H64ZM63 83L61 82V81H57L56 82V87L58 88L59 87V89H61V88H63ZM105 85V84H104ZM223 85H225V84H223ZM230 85H232V84H230ZM237 85H235V86H237ZM249 85V84H248ZM6 86V85H5ZM4 86V87H5ZM235 86H233V87H235ZM94 87V86H93ZM96 87V86H95ZM115 87V86H114ZM218 87V86H217ZM245 87H247V86H245ZM24 88V87H23ZM22 88V89H23ZM47 88V87H46ZM56 88V89H57ZM67 88V89H68ZM85 89L86 88V93H85V90H81V89ZM7 89V88H6ZM65 89V88H64ZM106 89V88H105ZM232 89V88H231ZM230 89V90H231ZM241 89V88H240ZM9 90V89H8ZM19 90V89H18ZM21 90V89H20ZM35 90H37V89H34V91ZM45 90H47V89H45ZM55 90V89H54ZM110 90V89H109ZM219 90V89H218ZM224 90V91H223ZM222 91H221V93H223V94H221V96H223L225 99H227L226 97L228 96L227 94H224V93H227V92H225L226 90H228L227 88H224ZM229 90V91H230ZM39 91V90H38ZM57 91V90H56ZM55 91V92H56ZM245 91V90H244ZM46 92V91H45ZM53 92V91H52ZM54 92V93H55ZM60 92V91H59ZM59 92H57V93H59ZM92 92V91H91ZM220 92V91H219ZM218 92V93H219ZM20 93V92H19ZM35 93V92H34ZM47 93V92H46ZM8 95H9V92L7 93ZM13 94H15V93H13ZM17 95H18V93H16ZM31 94H32V92H31ZM74 94V95H73ZM94 94H95V98H93L92 100H93V103L95 104L94 105V107H93V109H92V117H96V115L98 114H100V111H102L101 109H98L99 108V105H97L98 104V101H99V99L98 98H101L102 96H104V98L106 97V95H104V87H103V84H101V85H99V86H97V88L94 90ZM229 94V93H228ZM247 94H248V92H247ZM8 95H7V97H8ZM23 95V94H22ZM51 95V94H50ZM63 95H64V93H63ZM217 95V94H216ZM116 96V95H115ZM10 97H12L11 95H10ZM111 97V96H110ZM109 97V98H110ZM170 97V98H171ZM43 98V97H42ZM203 98V97H202ZM47 99H49V98H47ZM46 99V100H47ZM50 99H51V96H50ZM49 99V100H50ZM59 99V101H58V104H62V106H60L59 107V111L60 112H62V111H64V109L67 111L69 108V111L66 113V111H65V114H64V121H66V119L65 118H67L68 120V122L70 123V124H68V127H65V125H62L61 126V123L58 121V126H57V124H56V122H51V120H50V122H51V129H50V135H52V137H51V139H50V141L49 142H56V140H57V142H58V138H57V136H56V134H59V135H61L65 140H64V142H59V144L56 146L54 143H52V144H54L53 146H52V144H51V146L52 147H55V150H56V155L53 157V155L51 154V151L49 150V148H51L50 147V144L48 145L49 146V148H48V150L49 151H47V152H45V160H46V162H50V160L52 161V158H53V163H54V165H52L51 166V164H50V166L45 170V168H44V170H43V172L41 173V175H42V177H41V180H40V183H39V189H40V192L42 193H46L47 194V199L49 200V198L50 199H56L58 202L54 205V206H61V204L63 205V206H65L66 207V205H70V207H72L71 205H75V206H78V205H82V203H81V201H83V202H87L88 204H89V201L91 200V197L95 194L94 192L96 191L97 192V190H98V192L101 194V191H102V188H101V185H100V182H99V176H100V172L99 171H94L93 172V169L91 168V171H86V179L85 178H83L84 180H82V181H84L83 183H79V184H77V187H78V189H76V190H78V199L77 198H75V196H72V192L70 193V191H72V179H71V177H68L67 178V176H64V170L62 169V165H61V163L63 162H61L60 163V161H59V153L61 154V150L63 149V151L65 152V151H67L68 150V148L69 147H75L78 143H79V141H78V139H80L81 138V136H80V133L78 132V130H79V128H78V126H79V122L81 121H77L79 124H77V122L75 123V121L77 120L76 118V116L78 115V110H79V108H77L76 107V105H74V103L72 104V107H70L69 106V108L66 106V108H63V105H64V102H62L61 100H60V98H58ZM82 99V98H81ZM95 99V100H94ZM113 99V98H112ZM9 100H10V98H9ZM66 100H67V98H66ZM76 100V101H77ZM133 100V101H132ZM166 100V99H165ZM199 100V99H198ZM82 101V100H81ZM95 101V102H94ZM203 101V100H202ZM202 101H200V102H202ZM239 101V100H238ZM36 102V101H35ZM40 102V101H39ZM38 102V103H39ZM44 102V101H43ZM49 102V101H48ZM110 102V101H109ZM165 102H167V101H165ZM164 102V105L166 104ZM172 102H174V101H172ZM208 102V101H207ZM228 102V101H227ZM17 103H18V101H17ZM22 103V102H21ZM24 103V102H23ZM45 103V102H44ZM143 103V104H142ZM169 103V102H168ZM167 103V104H168ZM190 103H191V101H190ZM193 103H195V101L193 102ZM209 103V102H208ZM207 103V104H208ZM212 103V102H211ZM215 103V102H214ZM260 103V102H259ZM47 104V103H46ZM49 104H52V102L51 103H49ZM77 104V103H76ZM136 104V103H135ZM135 104H133L134 106H135ZM148 104V103H147ZM200 104H202V103H200ZM228 104V103H227ZM23 105V104H22ZM83 105V104H82ZM132 105V106H133ZM222 105V104H221ZM17 107H18V105H16ZM34 106L35 107H37L36 106V103L34 104ZM44 106V105H43ZM79 106V105H78ZM131 106V107H132ZM140 106H137V107H135L134 109V115H132V116H130V117H128V119H129V121H126V123H128L129 124V127H126V130L128 131V130H131L132 131V129L134 130L135 129V127H137L138 125H139V123H142L143 121L142 120H140V119H143L142 117H145V116H143V114L145 113L142 109V107H140ZM199 106V105H198ZM207 106V105H206ZM3 107H4V105H3ZM44 107H46V106H44ZM81 107V106H80ZM83 107V106H82ZM82 107L80 108L81 110H79L80 112L82 111ZM88 107H90V106H88ZM165 107V109H166V106H164ZM232 107V106H231ZM234 107V106H233ZM6 108V107H5ZM4 108V109H5ZM7 108H8V106H7ZM19 108V107H18ZM174 108V107H173ZM228 108H230V107H228ZM263 108V107H262ZM15 109V108H14ZM35 109V108H34ZM231 109H233V108H231ZM46 110V109H45ZM53 110L54 109H52V112H53ZM83 110H84V107H83ZM111 110V109H110ZM127 110V109H126ZM161 110V109H160ZM207 110V109H206ZM211 110V109H210ZM217 110H218V106H217ZM2 111V110H1ZM4 112H5V110H3ZM15 111V110H14ZM13 111V112H14ZM28 111V110H27ZM44 111V110H43ZM85 111V110H84ZM87 111V110H86ZM85 111V112H86ZM170 111V110H169ZM178 111V110H177ZM198 111V110H197ZM262 111V110H261ZM3 112V113H4ZM19 112V111H18ZM42 112V111H41ZM46 112V111H45ZM133 112V111H132ZM209 112V111H208ZM222 112V111H221ZM232 112V111H231ZM29 112H27V115H29L28 114ZM40 113V112H39ZM44 113V112H43ZM43 113H42V115H43ZM82 113V112H81ZM84 113V112H83ZM87 113V112H86ZM86 113H84V114H86ZM88 113H89V111H88ZM126 113V112H125ZM129 113H131V112H129ZM128 113V114H129ZM152 113H153V111H152ZM191 113H193V115H194V111H192ZM198 113V112H197ZM196 113V114H197ZM209 113H211V111L209 112ZM230 113V112H229ZM118 114H120V113H118ZM132 114V113H131ZM150 114V113H149ZM195 114V115H196ZM212 114V113H211ZM210 114V115H211ZM233 114H235V113H233ZM35 115V114H34ZM42 115H41V113H40V116H39V118H40V121H42L41 120V118H42ZM45 115V114H44ZM123 115H124V113H123ZM201 115V114H200ZM240 115V114H239ZM2 115H0V117H1ZM3 116H6L5 114L3 115ZM13 116V115H12ZM57 116V115H56ZM55 116V117H56ZM86 116V115H85ZM84 116V117H85ZM151 117L153 116V115H150ZM190 116V115H189ZM207 116H208V113H207ZM36 117V116H35ZM34 117V118H35ZM83 117V116H82ZM89 117V116H88ZM87 117V118H88ZM121 117V116H120ZM127 117V116H126ZM166 117H168V116H166ZM190 117H192V116H190ZM199 117H201V116H199ZM210 117V116H209ZM27 118H28V116H27ZM39 118H37V119H39ZM44 118V117H43ZM79 118L81 119V116H79ZM125 118V117H124ZM140 118V119H139ZM211 118V117H210ZM33 119V118H32ZM50 119V118H49ZM52 119H54V118H52ZM57 119V118H56ZM62 119H60V120H62ZM93 119V118H92ZM103 119V118H102ZM101 119V120H102ZM121 119L123 120V118L121 117ZM186 120H187V118H185ZM193 119V118H192ZM221 119H223V118H221ZM2 121L3 120H5V119H1ZM16 120H19L18 118L16 119ZM27 120V119H26ZM29 120V119H28ZM27 120V121H28ZM34 120V119H33ZM79 120V119H78ZM97 120V119H96ZM185 120V121H186ZM190 120V119H189ZM198 119L196 118V120L195 121H193V125H192V127H190L189 128V130H190V132L189 131H187V130H185V131H187L188 133H189V135L191 136V137H195L196 139H194V140H198V143H197V146H198V144H202V145H205L206 143H208L206 140V134H209V133H207L206 132V130L210 127V120L208 121V122H198L197 121ZM230 120V119H229ZM264 120V119H263ZM2 121H0V122H2ZM11 121V120H10ZM35 121V120H34ZM34 121H33V123H34ZM90 121V120H89ZM131 121V122H130ZM223 121V120H222ZM231 121V120H230ZM5 122V121H4ZM38 122V121H37ZM49 122V121H48ZM83 122H85V121H83ZM93 122V121H92ZM118 122H120V121H118ZM15 124L17 123H19L20 124V122H14ZM22 123V122H21ZM32 122H31V126H32V124H33ZM43 123V122H42ZM63 123V122H62ZM66 123V122H65ZM82 123V122H81ZM96 121H95V124L94 125H96ZM121 123H123L122 121L120 122V124L119 125H123V124H121ZM187 123V122H186ZM227 123V122H226ZM225 123V124H226ZM262 123V122H261ZM4 124V123H3ZM38 124V123H37ZM36 124V125H37ZM67 124V123H66ZM86 124H88V123H86ZM85 124V125H86ZM114 124V123H113ZM143 124V123H142ZM145 124V123H144ZM152 124V125H153ZM228 124V123H227ZM240 124V123H239ZM264 124V123H263ZM8 125V124H7ZM21 125V124H20ZM20 125H18V126H20ZM22 125H23V123H22ZM35 125V123H34V126H36ZM84 125V124H83ZM117 125V124H116ZM189 125L191 126V124H190V122H189ZM15 126V125H14ZM25 126V125H24ZM34 126H32V127H30V129L31 128H33ZM55 128H54V127ZM60 126V127H59ZM82 126V125H81ZM113 126V125H112ZM144 126H146V124L144 125ZM147 126H148V124H147ZM166 126H167V124H166ZM218 126H219V124H218ZM15 127H17V125L15 126ZM21 127V126H20ZM20 127L19 128H16V129H18L19 130V132L21 131V133H23V130H22V128L20 129ZM48 127H49V125H48ZM59 127V128H58ZM154 127V126H153ZM263 127H264V125H263ZM39 128H40V126H39ZM56 128H57V132H56ZM95 128V127H94ZM98 128V127H97ZM118 128V127H117ZM124 128V127H123ZM122 128V129H123ZM142 128H144V127H142ZM217 128V127H216ZM261 128H262V125H261ZM1 129H2V123H0V132H1ZM13 129V128H12ZM8 130L7 132H8V137H10V138H12V135H14V132H12V131H14V130ZM15 129V128H14ZM92 129V128H91ZM119 129H120V127H119ZM121 129V130H122ZM151 129V128H150ZM155 129V128H154ZM156 129H157V127H156ZM166 129V128H165ZM17 130V131H18ZM93 130V129H92ZM95 130V129H94ZM102 130V129H101ZM144 130H146L145 128L141 131V133L143 134V132H144ZM174 131H175V129H173ZM172 130V131H173ZM218 130H219V128H218ZM226 130V129H225ZM231 130V129H230ZM16 131V132H17ZM113 131V130H112ZM117 131V130H116ZM154 131V130H153ZM170 131V130H169ZM180 131V130H179ZM185 131H184V133L183 134H185ZM12 134H10V133ZM36 132V131H35ZM88 132H90V130H88ZM87 132V133H88ZM95 132V131H94ZM135 132V131H134ZM215 132V131H214ZM218 133H219V131H217ZM228 132V131H227ZM240 132V131H239ZM244 132H247V131H244ZM20 133V134H21ZM24 133H27V132H24ZM23 133V134H24ZM111 133H113V132H111ZM115 133V132H114ZM137 133V132H136ZM164 132H163V135L165 134ZM171 133V132H170ZM173 133V132H172ZM172 133H171V136H172ZM249 133V132H248ZM17 134H19V133H17ZM23 134H21V135H23ZM108 134H109V132H108ZM130 134H133V131H132V133L130 132ZM157 135V133H150V130H147V136H146V138H144L143 139V136L141 137V140H138V143L137 144H140V147H142V155L143 154H145V150H147L146 149V147H148V146H151L152 145V137L153 136H156ZM169 134V133H168ZM216 134V133H215ZM220 134V133H219ZM230 134H232V133H230ZM247 134V133H246ZM252 134V133H251ZM5 135V134H4ZM21 135H17L18 137H20ZM49 135V136H50ZM87 135V134H86ZM92 135H93V133H92ZM97 135V134H96ZM112 135V134H111ZM162 135V134H161ZM242 135V134H241ZM16 135H15V137L16 138H18ZM26 136V135H25ZM45 136H46V134H45ZM100 136V135H99ZM110 136V135H109ZM133 136V135H132ZM174 136V135H173ZM178 137H179V135H177ZM210 136V135H209ZM217 136V135H216ZM220 136H221V134H220ZM255 136V135H254ZM27 137V136H26ZM26 137H24V138H26ZM92 137V136H91ZM139 137V136H138ZM145 137V136H144ZM160 137V136H159ZM182 137V136H181ZM181 137H179V138H181ZM247 137V136H246ZM245 137V138H246ZM249 137V136H248ZM256 137V136H255ZM255 137L253 138V139H251V140H254L255 139ZM259 138H260V136H258ZM22 138V137H21ZM21 138L19 139V140H21ZM23 138V139H24ZM46 138V137H45ZM44 138V139H45ZM48 138V137H47ZM50 138V137H49ZM57 138V139H56ZM87 138H90V137H87ZM96 138V137H95ZM134 138H136V137H134ZM177 138V137H176ZM175 138V139H176ZM187 138V137H186ZM250 138H251V136H250ZM257 138V137H256ZM15 139V138H14ZM22 139V141H20V143H23V145H26L27 146V144L26 143H28V141L27 142H23L24 140ZM33 139V138H32ZM42 139V138H41ZM91 139H93V138H91ZM131 139V138H130ZM129 139V140H130ZM138 139H140V137L138 138ZM160 139L162 140V141H159V143L156 145V148H154V150H157L158 151V155L156 156V157H150V155H149V157L146 159V161H148L151 165V167H152V165H155L156 166V168L155 169H157L158 170V173H161V172H164L165 171V169H166V167H169V165L173 162V159L175 158V157H173V155H172V152H173V150H174V148L176 147V146H178V145H181L180 144V142L178 141V140H172L171 138L170 139H165L164 140V138H161L160 137ZM178 139V138H177ZM215 139V138H214ZM230 139V138H229ZM247 139V138H246ZM12 140V139H11ZM43 140V139H42ZM82 140V139H81ZM86 140V139H85ZM90 140V139H89ZM97 140H98V137H97ZM96 140V141H97ZM103 140V139H102ZM108 140H110V139H108ZM180 140H182V139H180ZM259 139H257V141H258ZM60 141V140H59ZM131 141V140H130ZM213 141V140H212ZM216 141V140H215ZM234 141V140H233ZM245 141V140H244ZM255 141V140H254ZM256 141V142H257ZM262 141V140H261ZM17 142V141H16ZM38 142V141H37ZM82 142H85V141H82ZM89 141L87 140V143H88ZM111 142V141H110ZM132 142V141H131ZM185 142V141H184ZM250 142H253V141H250ZM19 143V144H20ZM39 143H41V142H39ZM100 143V142H99ZM99 143L98 142H95V143H93V145H88V146H84V147H90V146H93V147H96L97 145H99ZM106 143V142H105ZM157 143V142H156ZM213 143H214V141H213ZM212 143V144H213ZM216 143V142H215ZM240 143V142H239ZM246 143V142H245ZM42 144V143H41ZM75 146H74V145ZM102 143H100V145H101ZM134 144V143H133ZM223 144V143H222ZM261 144V143H260ZM73 145V146H72ZM100 145H99V147L98 148H100ZM107 145H108V143H107ZM129 145V144H128ZM135 145V144H134ZM228 145V144H227ZM244 145V144H243ZM243 145H240V146H243ZM249 145V144H248ZM17 145H15V147H16ZM20 146V145H19ZM31 146H32V144H31ZM31 146H29V147H31ZM37 146V145H36ZM42 146V145H41ZM78 146V145H77ZM83 146V145H82ZM109 146V145H108ZM111 146V145H110ZM183 146V145H182ZM206 146H207V144H206ZM221 146V145H220ZM229 146V145H228ZM233 146V145H232ZM239 146V145H238ZM247 146V145H246ZM117 147V146H116ZM139 147V146H138ZM139 147V148H140ZM154 147V146H153ZM181 147V146H180ZM179 147V148H180ZM250 147V146H249ZM253 147V146H252ZM2 148V147H1ZM41 148V147H40ZM92 148V147H91ZM97 148V149H98ZM120 148V147H119ZM134 148V147H133ZM137 148V147H136ZM177 148V147H176ZM197 148V147H196ZM36 149H38V148H36ZM54 149V148H53ZM52 149V150H53ZM89 151L87 152L86 150V152L87 153H90V156H91V149H89V148H87ZM95 149V148H94ZM111 149H112V147H111ZM113 149H115V148H113ZM135 149V148H134ZM181 149V148H180ZM179 149V150H180ZM245 149V148H244ZM9 150H12V149H10L9 148ZM15 150V149H14ZM19 150V149H18ZM54 150V151H55ZM70 150H71V148H70ZM82 150V149H81ZM99 150V149H98ZM138 150V149H137ZM150 150H151V148H150ZM153 149H152V151L151 152H155ZM177 150H178V148H177ZM225 150V149H224ZM241 150H243V149H241ZM246 150V152H247V149H245ZM26 151H27V149H26ZM41 151H43V149L41 150ZM69 151V150H68ZM99 151H102V150H99ZM99 151H97V152H99ZM106 151H107V149H106ZM105 151V152H106ZM136 151V150H135ZM174 151H176V149L174 150ZM200 151H202V150H200ZM215 151V150H214ZM256 151H258V150H256ZM256 151H255V153H256ZM11 152V151H10ZM29 152H31V151H29ZM28 152V153H29ZM81 152V151H80ZM103 152H104V150H103ZM70 153H71V151H70ZM78 153V152H77ZM96 153V152H95ZM107 153V152H106ZM113 153H115L114 151H113ZM140 153V152H139ZM157 153V152H156ZM176 153V152H175ZM174 153V154H175ZM181 153V152H180ZM6 154H7V152H6ZM12 154V153H11ZM20 154H22V153H20ZM27 154V153H26ZM26 154H24V151H23V156L22 157H25L26 156ZM43 154V153H42ZM82 154V153H81ZM101 154V152H99V154H95V155H97V157H95V158H97V159H99V158H104L105 156H103V155H100ZM138 154V153H137ZM150 154H153V153H150ZM176 154H178V153H176ZM181 154H183V153H181ZM264 154V153H263ZM16 155V154H15ZM25 155V156H24ZM68 155H72V153L71 154H68ZM74 155V154H73ZM78 155V154H77ZM116 155V154H115ZM155 155V154H154ZM240 155V154H239ZM256 155V154H255ZM254 155V156H255ZM5 156V155H4ZM28 156H30V155H28ZM86 156V155H85ZM89 156V157H90ZM113 156V155H112ZM152 156V155H151ZM175 156V155H174ZM245 156V155H244ZM250 156V155H249ZM257 156V155H256ZM256 156L254 157V158H256ZM17 157V156H16ZM15 157V158H16ZM36 157V156H35ZM76 157V156H75ZM74 157V158H75ZM93 157V156H92ZM118 157V156H117ZM180 157H182V156H180ZM192 157V156H191ZM194 157V156H193ZM196 157V156H195ZM31 158H32V156H31ZM50 158V160H48ZM61 158V157H60ZM65 158H66V156H65ZM91 158V157H90ZM94 158V159H95ZM114 158V157H113ZM119 158V157H118ZM184 158V157H183ZM243 158V157H242ZM245 158V157H244ZM8 159V158H7ZM12 159V158H11ZM21 159V158H20ZM78 159H79V156H78ZM81 159V158H80ZM93 159V158H92ZM112 159V158H111ZM182 159V158H181ZM181 159H180V161H181ZM193 159V158H192ZM216 159V158H215ZM232 159H233V157H232ZM28 160H32V159H29L28 158ZM48 160V161H47ZM73 160V159H72ZM86 160V159H85ZM84 160V161H85ZM88 160V159H87ZM86 160V161H87ZM91 160V159H90ZM183 160H185V159H183ZM9 161V160H8ZM15 161V160H14ZM14 161H12V164H11V166L13 165V162ZM27 161V160H26ZM38 161H41L40 159H38ZM77 161V160H76ZM103 161V163H104V160H102ZM109 162L111 161V160H108ZM119 161L120 160H118L117 162H118V164H119ZM127 162H128V160H126ZM125 161V162H126ZM189 161H191V159H189L188 160V162ZM194 161V160H193ZM215 161V160H214ZM230 161H232V160H230ZM235 161H237V160H235ZM239 161V160H238ZM17 162H20V161H16V165L18 166V164H17ZM22 162H23V160H22ZM88 162V161H87ZM106 162V161H105ZM185 162H187V160H185ZM185 162H184V164H185ZM253 162V161H252ZM255 162V161H254ZM64 163V162H63ZM190 163V162H189ZM200 164H202L201 162H199ZM205 163H207V162H205ZM219 163H221V162H219ZM15 164V163H14ZM29 164H31V162L29 163ZM47 164V163H46ZM71 164V163H70ZM75 164V163H74ZM102 164V163H101ZM111 164V163H110ZM110 164H108V165H110ZM125 164V163H124ZM131 164V163H130ZM173 164V163H172ZM191 164V163H190ZM189 164V165H190ZM197 164V163H196ZM252 164V163H251ZM254 164V163H253ZM23 165H24V163H23ZM22 165V166H23ZM25 165H26V163H25ZM40 165V164H39ZM38 165V166H39ZM68 165V164H67ZM100 165V164H99ZM104 165V164H103ZM107 165V164H106ZM105 165V166H106ZM129 165V164H128ZM177 165V164H176ZM187 165V164H186ZM221 165V164H220ZM234 165H236L237 166V163H235ZM245 165H246V163H245ZM14 166V165H13ZM21 166V165H20ZM85 166V165H84ZM92 166H93V163H92ZM92 166H90L89 165V167H92ZM131 166V165H130ZM188 166V165H187ZM202 166H204L203 164L201 165V168H202ZM206 166V165H205ZM209 166V165H208ZM219 166V165H218ZM6 167V166H5ZM86 167V166H85ZM98 167V166H97ZM104 167V166H103ZM184 167H185V165H184ZM190 166H188L187 167V169L189 168ZM198 167V166H197ZM224 167V166H223ZM244 167V166H243ZM12 168V167H11ZM15 168V167H14ZM20 168V167H19ZM22 168V167H21ZM34 168V167H33ZM41 168H43V167H39L38 169H41ZM106 168V167H105ZM116 168H117V166L115 167V170H116ZM153 168V167H152ZM180 168V167H179ZM237 168V167H236ZM2 168H1V165H0V170H1ZM4 169V168H3ZM16 169V168H15ZM75 169H76V166H75ZM89 170H90V168H88ZM109 169V168H108ZM127 169V168H126ZM144 169V168H143ZM154 169V168H153ZM152 169V170H153ZM184 169V168H183ZM186 169V170H187ZM213 169V168H212ZM211 169V170H212ZM245 169V168H244ZM31 170V169H30ZM29 170V171H30ZM42 170V169H41ZM40 170V171H41ZM103 170V169H102ZM176 170H177V168H176ZM176 170H175V172H176ZM179 170V169H178ZM214 170V169H213ZM223 170V169H222ZM246 170V169H245ZM245 170H243V171H245ZM15 171V170H14ZM13 171V172H14ZM125 171V170H124ZM173 171V170H172ZM172 171H170L169 173L170 174H174V173H172ZM185 170H183V172H184ZM199 171H200V167L199 168H196L195 170L193 169V170H190V168H189V171H187V173H184L182 176L183 177H181V176H179L180 178H182V180H184L185 181V179H187V177H190L191 176V174L190 173H192V174H198L199 173ZM210 171V170H209ZM227 171V170H226ZM242 171V170H241ZM11 174H12V177H8L7 179H11V178H14V176H13V173H12V170L11 171H9ZM34 172V171H33ZM82 173H83V171H81ZM108 172V171H107ZM114 172V171H113ZM126 172V171H125ZM143 172H144V170H143ZM207 172V171H206ZM219 172V171H218ZM236 172H237V169H236ZM5 173V172H4ZM118 173H120V171L118 172ZM122 173H123V171H122ZM127 173V172H126ZM177 173V172H176ZM203 173H205V172H203ZM244 173V172H243ZM247 173V172H246ZM246 173H244V176L246 175ZM260 173V172H259ZM3 174V173H2ZM11 174H9L10 176H11ZM16 175L18 174V173H15ZM14 174V175H15ZM113 174H115V177L117 176L116 175V173L114 172ZM121 174V173H120ZM163 173H161V175H162ZM178 174V173H177ZM206 174V173H205ZM210 174H212V173H210ZM213 174H215V171H214V173ZM213 174H212V176H210V175H208V174H206V175H208V177L210 176L211 178L213 177ZM218 174V173H217ZM227 174V173H226ZM0 175H1V173H0ZM30 175V174H29ZM34 175V174H33ZM38 175V174H37ZM102 175V174H101ZM104 175V174H103ZM107 175H109V177H110V175L111 174H108L107 173ZM123 175V174H122ZM133 175V174H132ZM135 175V174H134ZM133 175V176H134ZM156 175V174H155ZM180 175H181V173H180ZM202 175V174H201ZM235 175V174H234ZM119 176V175H118ZM174 176V175H173ZM172 176V178L173 179H175L174 177ZM230 176V175H229ZM242 176V175H241ZM241 176H240V178H241ZM24 177V176H23ZM27 178H29L28 177V175L26 176ZM84 177V176H83ZM208 177H207V179H208ZM215 177V176H214ZM221 177V176H220ZM21 178V177H20ZM19 178V179H20ZM128 178V177H127ZM202 178V177H201ZM224 178H226V177H224ZM223 178V179H224ZM244 178V177H243ZM101 179H103L102 177H101ZM111 179H112V177H111ZM122 179V178H121ZM205 179V178H204ZM203 179V180H204ZM220 179V178H219ZM223 179H221L222 181H223ZM242 179V178H241ZM245 179V178H244ZM22 180H25V179H22ZM36 180V179H35ZM132 180H135V179H133L132 178ZM162 180V179H161ZM169 180V179H168ZM211 180H213V179H211ZM211 180H209V181H207V180H205L206 182H207V185H208V182L210 183V181ZM216 180V179H215ZM215 180H213V181H215ZM2 181H3V179H2ZM1 181V182H2ZM9 181V180H8ZM20 181V180H19ZM34 181V180H33ZM181 181V180H180ZM212 181V182H213ZM227 181H228V179H227ZM5 182H6V180H5ZM10 182V181H9ZM11 182H12V179H11ZM30 182V181H29ZM28 182V183H29ZM36 182V181H35ZM129 182V181H128ZM164 182V181H163ZM162 182V183H163ZM200 182V181H199ZM211 182V183H212ZM233 182V181H232ZM8 183V182H7ZM31 183H33V182H31ZM115 184H116V182H114ZM120 183V182H119ZM158 183V182H157ZM175 183V182H174ZM190 183L194 186V185H196V183H197V181H196V179H194V178H192L191 180H190ZM237 183V182H236ZM10 184V183H9ZM9 184L7 185L8 187H9ZM35 184V183H34ZM76 184H74L75 186H76ZM91 184H94V188H93V190L94 191H90V186H91ZM108 184V183H107ZM124 184V183H123ZM187 183L185 182V185H186ZM198 184V187L197 188H199V183H197ZM214 184H216V181L214 182ZM220 184V183H219ZM228 184H229V182H228ZM247 184V183H246ZM26 185V184H25ZM24 185V186H25ZM157 185H159V184H157ZM166 185V184H165ZM236 185V184H235ZM255 185V184H254ZM254 185H252V186H254ZM35 186V185H34ZM33 186V187H34ZM111 186V185H110ZM116 187H117V184L115 185ZM128 186V185H127ZM135 186V185H134ZM229 186H230V184H229ZM232 186H234V185H232ZM232 186H230V187H232ZM32 187V186H31ZM74 187V186H73ZM200 187H202V186H200ZM23 188V187H22ZM92 188V187H91ZM171 188V187H170ZM187 188V187H186ZM194 188V190H196V187L194 186L193 187ZM192 188V189H193ZM237 188H238V186H237ZM236 188V189H237ZM8 189V188H7ZM27 189V188H26ZM36 189V187H34V190ZM125 189V187L124 188H120L119 190V194L121 195L118 199H119V201L118 202H121V199H122V195H123V190ZM126 189H127V187H126ZM129 189V188H128ZM178 189V188H177ZM202 189V188H201ZM201 189H200V191H201ZM210 189V188H209ZM208 189V190H209ZM21 190V189H20ZM112 190H114V189H112ZM133 190V189H132ZM135 190V189H134ZM217 190H219V189H217ZM235 189L233 188V190L232 191H234ZM27 191V190H26ZM30 191H32V190H30ZM37 191V190H36ZM115 191V190H114ZM173 191V190H172ZM203 191V190H202ZM214 191V190H213ZM239 191V190H238ZM81 192V193H80ZM107 192V191H106ZM110 192V191H109ZM108 192V193H109ZM131 192V191H130ZM134 192V191H133ZM219 192V191H218ZM32 193V192H31ZM65 193V195H63ZM126 193V192H125ZM136 193V192H135ZM188 193V192H187ZM193 193V192H192ZM198 193V192H197ZM201 193H203V192H201ZM210 193H211V191H210ZM209 193V194H210ZM239 193V192H238ZM245 193V192H244ZM248 193V192H247ZM13 194V193H12ZM30 194V193H29ZM80 194V195H79ZM91 194H92V196H91ZM131 194H133V193H131ZM221 194V193H220ZM219 194V195H220ZM223 194V193H222ZM237 194V193H236ZM236 194H235V197H236ZM5 195V194H4ZM19 195V194H18ZM63 195V196H62ZM200 195V194H199ZM206 195H208V194H206ZM215 195V194H214ZM217 195V194H216ZM216 195L215 196H211V194L209 195V196H211L210 198H212V197H216ZM218 195V196H219ZM239 195V194H238ZM245 195V194H244ZM33 196V195H32ZM38 199L40 198V194H38ZM42 196V199H44L43 197H44V195L42 194L41 195ZM61 196V198L63 199V202L61 201V198H58V197H60ZM96 196V195H95ZM110 196V195H109ZM194 196V195H193ZM202 196V195H201ZM223 196H224V194H223ZM222 196V197H223ZM240 196V195H239ZM29 197V196H28ZM49 197V198H48ZM111 197V196H110ZM187 197V196H186ZM233 197V196H232ZM126 198V197H125ZM192 198V197H191ZM205 198V197H204ZM209 197H207V199H208ZM224 198V197H223ZM242 198V197H241ZM22 199H23V197H22ZM94 199V198H93ZM101 199H103V198H101ZM114 199V198H113ZM116 199V198H115ZM206 199V198H205ZM221 199V198H220ZM240 198H238V200H239ZM242 199H244V198H242ZM257 199V198H256ZM34 200H35V198H34ZM47 200V201H48ZM100 200V199H99ZM108 200V199H107ZM112 200V199H111ZM183 201L185 200V199H182ZM26 201V200H25ZM37 199L35 200V203H37ZM50 201V200H49ZM123 201H125L124 199H123ZM183 201H181L182 203H183ZM234 201V200H233ZM236 201V200H235ZM34 202V201H33ZM32 202V203H33ZM46 202V201H45ZM56 202V201H55ZM85 202V203H86ZM109 202V201H108ZM218 202V201H217ZM26 203V202H25ZM40 204H41V202H39ZM99 204H100V201L98 202ZM103 203V202H102ZM253 203V202H252ZM22 204H24V202L22 203ZM27 204H29L28 203V201H27ZM38 204V203H37ZM37 204H35V207L34 208H36V205ZM106 204V203H105ZM104 204V205H105ZM124 204V203H123ZM210 204V203H209ZM217 204V203H216ZM244 204V203H243ZM30 205V204H29ZM47 206H48V208H49V203H47L46 204ZM112 206H114L115 205V207H116V205H117V203L116 204H111ZM119 205V204H118ZM222 205V204H221ZM234 205V204H233ZM246 205V204H245ZM209 206V205H208ZM218 206V205H217ZM21 207V206H20ZM27 208H28V206H26ZM78 207H80V206H78ZM107 207V206H106ZM109 207V206H108ZM111 207V206H110ZM137 207V206H136ZM240 207V206H239ZM40 208V207H39ZM90 208V207H89ZM141 208V207H140ZM139 208V209H140ZM149 208V207H148ZM241 208V207H240ZM250 208V207H249ZM249 208H248V210H249ZM64 209V208H63ZM73 209H74V207H73ZM108 209V208H107ZM129 209V208H128ZM147 209V208H146ZM201 209V208H200ZM222 209V208H221ZM253 209V208H252ZM259 209V208H258ZM31 210V209H30ZM58 210H59V208H57L55 211H53V210H51L52 212H50L49 214H48V217H47V219H46V221H47V225L49 226V227H53V226H56V224H57V221H58V217H59V212H58ZM122 210V209H121ZM124 210H125V208H124ZM133 210V209H132ZM231 210V209H230ZM241 210V209H240ZM62 211H64V210H62ZM129 211V210H128ZM131 211V210H130ZM136 211H138V210H136ZM141 211V210H140ZM145 211V210H144ZM224 211V210H223ZM246 210H244V212H245ZM69 212H71V210L69 211ZM87 212H88V210H87ZM107 212H110V214L112 215L113 214V210H108ZM243 212V213H244ZM254 212V211H253ZM73 213H75V210L73 211ZM119 213V212H118ZM123 213H124V211H123ZM122 213V214H123ZM129 213V212H128ZM152 213H154V214H156V210L154 209L153 210V212ZM216 213V212H215ZM252 213V212H251ZM251 213H249V214H251ZM36 214V213H35ZM107 214V213H106ZM114 214H115V212H114ZM113 214V219H114V221H116V220H119V221H117V225H118V228H116V226H114L116 229H114V228H111L110 229V231H109V233H110V237H112L115 241H117V239H118V237L120 236V235H124V238H125V236H127L128 237V235L129 234H131V233H129L130 231H129V224H131L132 226H133V222H132V217L131 218H129V220H127L126 221V219L127 218H125L124 216H122L121 215V213L120 214H118V216H116V214L114 215ZM138 214V213H137ZM141 214V213H140ZM212 214V213H211ZM241 214V213H240ZM259 214V213H258ZM32 215V214H31ZM31 215H29L28 217H30ZM64 215V214H63ZM75 215V214H74ZM89 215V214H88ZM134 215V214H133ZM145 215V214H144ZM143 215V216H144ZM215 215V214H214ZM67 216V215H66ZM244 216V215H243ZM251 216V215H250ZM258 216V215H257ZM37 217V216H36ZM65 217V216H64ZM68 217V216H67ZM130 217V216H129ZM203 217V216H202ZM229 217V216H228ZM238 217V216H237ZM24 218V217H23ZM97 218H98V216H97ZM111 218V217H110ZM134 218V217H133ZM217 218V217H216ZM37 219V218H36ZM60 219V218H59ZM64 219L65 218H63V220H61L60 221V225H61V228L65 225V227H67L66 229V232L68 233V232H71L70 230H77L76 229V227L77 226H75L76 225V222L78 221V220H76V217H74V216H72L71 218H69V219H67V220H69V223H66L65 221H64ZM85 219V218H84ZM89 219V218H88ZM96 219V218H95ZM98 219H100V218H98ZM125 219V220H124ZM217 219H219V217L217 218ZM40 220H42L43 221V219H40ZM87 220V219H86ZM91 220V219H90ZM94 220V219H93ZM141 220H144V219H141ZM155 220V219H154ZM153 220V221H154ZM198 220V219H197ZM197 220H196V222H197ZM204 220H205V218H204ZM21 221V220H20ZM80 221V220H79ZM121 221V222H120ZM239 221V220H238ZM13 222H15V221H13ZM118 222H119V224H118ZM127 222V223H126ZM137 222H139V221H137ZM161 222V221H160ZM195 222V223H196ZM215 222L216 221H214V225H217V224H215ZM122 223V224H121ZM125 223H126V225H125ZM213 223V222H212ZM9 225H10V223H8ZM8 224H7V226L5 225L4 227H8ZM14 224H16V223H14ZM33 224V223H32ZM102 224V223H101ZM198 224V222L196 223V225ZM17 225V224H16ZM67 225V226H66ZM68 225H69V228H68ZM104 225V224H103ZM213 225V224H212ZM142 226V225H141ZM144 226V225H143ZM198 226V225H197ZM15 227V226H14ZM57 228L59 227V221H58V226H56ZM64 227V228H65ZM99 227H100V225H99ZM98 227V228H99ZM212 227V226H211ZM216 227V226H215ZM221 227H223V225L221 226ZM240 227V226H239ZM252 227V226H251ZM90 228V227H89ZM102 228V227H101ZM105 228V227H104ZM103 228V229H104ZM135 228V227H134ZM134 228L132 229V230H134ZM193 228V227H192ZM250 228V227H249ZM15 229V228H14ZM17 229V228H16ZM15 229V230H16ZM59 229V228H58ZM86 229H88V227L86 226ZM136 229V228H135ZM143 229V228H142ZM184 229V228H183ZM210 229V228H209ZM220 229V228H219ZM218 229V230H219ZM251 229V228H250ZM1 230V229H0ZM19 230V229H18ZM54 230H55V228H54ZM89 230V229H88ZM197 230V229H196ZM199 230V229H198ZM241 230V229H240ZM253 230V229H252ZM101 231H103V230H101ZM138 231H140V230H138ZM145 231V230H144ZM204 231V230H203ZM220 231V230H219ZM22 233L24 232V231H21ZM55 232V231H54ZM45 233V232H44ZM63 233V232H62ZM80 233V232H79ZM78 233V234H79ZM82 233V232H81ZM93 233V232H92ZM92 233H90V234H92ZM145 233V232H144ZM149 233V232H148ZM178 233V232H177ZM196 233V232H195ZM198 233V232H197ZM217 233V232H216ZM224 233V232H223ZM250 233V232H249ZM18 234V233H17ZM77 234V233H76ZM77 234V235H78ZM83 234H84V231H83ZM89 234V235H90ZM105 234H107V233H105ZM150 234V233H149ZM179 234V233H178ZM204 234V233H203ZM219 234H221L222 235V233H220L219 232ZM227 234V233H226ZM261 234V233H260ZM43 235V234H42ZM67 235V234H66ZM66 235L64 234V237H66ZM69 236H72V237H69L68 236V240H73V236L75 237V235H73V234H68ZM76 235V236H77ZM101 235H103V234H101V232H100V236ZM135 235V234H134ZM151 235V234H150ZM185 235V234H184ZM195 235H197V234H195ZM194 235V236H195ZM221 235H219V237L221 236ZM235 235V234H234ZM18 236H19V234H18ZM17 236V237H18ZM50 236V235H49ZM100 236H98V238L100 237ZM191 236V235H190ZM213 236V235H212ZM249 236H251V235H249ZM78 237V236H77ZM93 237V236H92ZM92 237H88V238H92ZM150 237V236H149ZM205 237V236H204ZM233 237V236H232ZM232 237H231V239H232ZM252 237V236H251ZM250 237V238H251ZM20 238V237H19ZM31 238V237H30ZM36 238V237H35ZM218 238V237H217ZM236 238V237H235ZM249 238V239H250ZM258 238V237H257ZM16 239V238H15ZM78 239V238H77ZM84 239V238H83ZM83 239H81L79 242H77L78 244H77V246H76V249L75 250H73V252L71 251L70 252V255H74L75 253H80V254H83L84 252L85 253H87L88 254V252L90 251V249H88V248H85L84 246L86 245V243H88V242H86L87 241V239H86V241L83 243ZM89 239V240H90ZM126 240H127V238H125ZM124 239V240H125ZM159 239V238H158ZM157 239V240H158ZM162 239V238H161ZM167 239V238H166ZM205 239V238H204ZM240 239H241V237H240ZM248 239V240H249ZM259 239V238H258ZM98 240V239H97ZM248 240H247V242H248ZM260 240V239H259ZM17 241V240H16ZM22 241V240H21ZM44 241V240H43ZM99 241V240H98ZM120 241H122V238H121V240ZM135 241H137V240H135ZM149 240H147V242H148ZM159 241V240H158ZM205 241V240H204ZM218 241V240H217ZM238 241V240H237ZM11 243L13 242V240L12 241H10ZM59 242V241H58ZM91 242V241H90ZM105 242V241H104ZM107 242V245L108 244H110V242H109V239H108V241H106ZM119 242V241H118ZM123 242V241H122ZM167 242V241H166ZM216 242V241H215ZM230 242V241H229ZM57 243V242H56ZM60 243V242H59ZM58 243V244H59ZM94 243V242H93ZM131 243H132V241H131ZM149 243H150V241H149ZM152 243V242H151ZM164 243V242H163ZM196 243V242H195ZM236 243H239V241L238 242H236ZM17 244H18V242H17ZM48 244V243H47ZM72 244H74L73 243V241H72ZM135 244V243H134ZM247 244V243H246ZM245 244V245H246ZM252 244V243H251ZM41 245V244H40ZM40 245H39V247H40ZM137 245V244H136ZM139 245V244H138ZM163 245V244H162ZM166 245V244H165ZM173 245V244H172ZM204 245V244H203ZM228 245V244H227ZM239 245H242V246H245V245H243V244H239ZM9 246V245H8ZM13 246V245H12ZM59 246V245H58ZM99 246V245H98ZM104 246H105V243H104ZM141 245H139V247H140ZM167 246V245H166ZM236 246V245H235ZM248 246V245H247ZM158 247V246H157ZM157 247H156V249H157ZM165 247V246H164ZM229 247V246H228ZM10 248V247H9ZM13 248H14V246H13ZM13 248H12V250H13ZM41 248H42V246H41ZM98 248V247H97ZM113 248H114V250H115V252H116V254L118 255H116V256H113L112 255V257L111 256H109L108 257V253L106 252V251H104V252H106L105 253V255L106 256H104L105 258V261H103L104 263L103 264H145L144 262H138V259H139V261L140 260H142V259H140V258H138V259H136L135 261L132 259V257H131V255H132V253L133 252H131V253H128L127 251H124V249L120 246V243H118V244H116V245H113ZM135 248V247H134ZM145 248V250H146V247H144ZM143 248V249H144ZM196 248V247H195ZM260 248V247H259ZM43 249V248H42ZM54 249H57V248H55L54 247ZM63 249H65V248H63ZM84 249H86V250H84ZM107 249V248H106ZM129 249V248H128ZM138 249V248H137ZM140 249H142V246L140 247ZM150 249V248H149ZM156 249H154V250H156ZM233 248H231V250H232ZM257 249H258V247H257ZM10 250H11V248H10ZM18 250V249H17ZM36 250H37V248H36ZM144 250V252H146ZM19 251V250H18ZM93 251V250H92ZM97 251V250H96ZM95 251V252H96ZM138 251V250H137ZM216 251V250H215ZM227 251H229V250H227ZM247 251V250H246ZM245 251V252H246ZM255 251V250H254ZM11 252V251H10ZM16 252V251H15ZM52 252V251H51ZM67 252H69V251H67ZM153 252V251H152ZM151 252V253H152ZM185 252V251H184ZM240 252H242V251H240ZM13 253V252H12ZM64 253V252H63ZM94 253V252H93ZM97 253V252H96ZM135 253L136 252H134L133 253V255L132 256H134L135 255ZM254 253V252H253ZM262 253V252H261ZM18 254V253H17ZM20 254V253H19ZM86 254V255H87ZM102 254H103V252H102ZM153 254V253H152ZM152 254H151V256H152ZM159 254V253H158ZM13 255V254H12ZM49 255V254H48ZM78 255V254H77ZM143 255V254H142ZM141 255V256H142ZM213 255V254H212ZM227 255H228V253H227ZM240 255V254H239ZM3 256V255H2ZM76 256V255H75ZM102 256V255H101ZM137 256V255H136ZM149 256H150V254H149ZM218 256V255H217ZM254 256V255H253ZM257 256V255H256ZM1 257V256H0ZM17 257V256H16ZM68 257V256H67ZM73 257V256H72ZM78 257V256H77ZM76 257V258H77ZM92 257H93V254H92ZM99 257V256H98ZM135 257V256H134ZM139 257V256H138ZM142 257H144V256H142ZM153 257H154V255H153ZM45 258V257H44ZM43 258V260H47L46 258L44 259ZM103 258V257H102ZM150 258H152V257H150ZM167 258V257H166ZM212 258V257H211ZM261 258H263V257H261ZM39 258H37L36 260H38ZM67 259V258H66ZM79 258H77V260H78ZM154 259V258H153ZM164 259H165V257H164ZM232 259V258H231ZM252 259V258H251ZM250 259V260H251ZM55 260H57V259H55ZM63 260H65V259H63ZM93 260V259H92ZM246 261H247V259H245ZM67 261V260H66ZM98 261H100V260H98ZM149 261V260H148ZM154 261V260H153ZM238 261V260H237ZM25 262V261H24ZM55 262V261H54ZM60 262H61V260H60ZM72 262V261H71ZM75 262V261H74ZM162 262H164V261H162ZM250 262V261H249ZM38 263V262H37ZM66 263V262H65ZM77 263H79V261L77 262ZM98 263V262H97ZM146 263H148V262H146ZM170 263V262H169ZM238 263V262H237ZM242 263V262H241ZM52 264V263H51ZM90 264V263H89ZM148 264H151V263H148ZM240 264V263H239ZM258 264V263H257Z\"/></svg>", "mask_w": 264, "mask_h": 264}, {"label": "crops", "instance_id": "0c3cea01", "mask_svg": "<svg viewBox=\"0 0 264 264\" xmlns=\"http://www.w3.org/2000/svg\"><path fill=\"white\" fill-rule=\"evenodd\" d=\"M52 1H54L53 2V4H55V3H59L60 5H58L59 7H57L56 5H53V6H51V7H45V11H46V15L48 16L47 18H45L46 19V22L48 23V27H46V26H44V28H50V27H53L54 28V30L55 31H58V30H63L65 33H66V31H67V28H70V26H71V18H72V8L71 7H73V8H75V6H74V0H52ZM101 1H104V2H106V1H112V0H101ZM61 2V3H60ZM66 4H68L67 6H64V5H66ZM61 5H63L62 7H60ZM73 5V6H72ZM109 9H111V10H108L107 12V14L106 15H103V19L101 20V22H99V24L97 23V25L95 26L96 27V29H97V32H98V34H99V32L101 31V29H103V30H108V28H110V26H115V25H117V24H119L121 21H126L125 19H124V17H119V15L117 14L118 13V8L115 10V5L113 6V7H110ZM55 11H57V12H55ZM61 11V12H60ZM40 11H38V13H39ZM53 12V13H52ZM76 12V10L74 9L73 10V14ZM117 12V13H116ZM132 12V14H133V17H134V19H135V26L136 27H138V23H140L139 21H140V17H139V14H141V12H142V10H141V8L139 7V6H135V8H133V10L131 11ZM135 12H136V15H135ZM140 12V13H139ZM60 13V14H59ZM40 14V13H39ZM58 14V15H57ZM82 11H80L79 10V15L80 16H82ZM114 14H116V15H114ZM111 15H112V17H111ZM64 18H63V17ZM70 16H71V18H70ZM117 16V17H116ZM52 17V18H51ZM56 17V18H55ZM63 18V19H62ZM114 18V19H113ZM43 19L44 18H42L41 16H39V18H38V20H39V22L42 24V22H43ZM49 19H51L50 21H49ZM52 19H54V21H52ZM56 19V20H55ZM63 21H62V20ZM106 19H107V21H106ZM65 21V22H64ZM46 22H45V24H46ZM52 22V23H51ZM51 23V24H50ZM76 23V25H77V22H75ZM75 23H74V25H75ZM69 24H70V26H69ZM51 25V26H50ZM60 25V26H59ZM108 25V26H107ZM57 27V28H56ZM139 28V27H138ZM67 34V33H66ZM84 34V33H83ZM79 36L77 37V41L80 43V40L82 39V36L80 35V34H78ZM81 36V37H80ZM84 37V36H83ZM66 38H67V35H66ZM79 38V39H78ZM126 38H127V36H126ZM71 40V39H70ZM69 41V38L67 39V40H65V43L66 42H68ZM64 42V41H63ZM62 45V44H61ZM74 45V44H73ZM85 46H86V44H85ZM84 46V47H85ZM75 47V46H74ZM73 47V48H74ZM97 50H98V48H97V44H88L87 45V47H85V52L86 53H88L87 55H88V58H86V62H85V65H87V67H91L92 65H94V63H96L95 61H93L94 60V56H95V54H96V52H97ZM91 52V53H90ZM133 53H135L134 52V50H133ZM90 54V55H89ZM92 54V55H91ZM108 67V66H107ZM81 69H82V67H81ZM87 69V68H86ZM68 73H66L65 75H66V79L64 78V73H61V75L59 76V79H58V81H61L62 83H63V85H64V83H65V85L63 86V88H61L60 90L61 91H64V88H66V91L68 92V87H67V85L68 86H70V84H71V82H70V78H69V75H67ZM89 73H84V75L83 74H80L81 75V77L79 76L78 77V81H77V84L79 85V83H80V81H79V79H83V81H84V83H86V82H88V80H87V77L89 76L88 75ZM106 74L107 73H104L103 75H102V77H103V83H105V81H106ZM83 76V77H82ZM63 77V78H62ZM64 80V81H63ZM68 84H67V83ZM105 87V86H104ZM68 88V89H67ZM106 89H108V88H106ZM70 91V90H69ZM94 103H93V101H90V102H84V110L87 112V115L86 114H84V113H86L84 110H82V113L81 112H78V115L76 116L77 118V120L75 121V123L77 122V121H80L79 123L77 122V124H79V126L81 127V125L82 124H86V123H88L87 122V120H89L91 117H92V109H93V107H94ZM88 106H90V107H88ZM67 107L69 108V105L67 104ZM82 107V108H83ZM64 108V107H63ZM78 108V107H77ZM88 111H89V113H88ZM84 112V113H83ZM86 115V116H85ZM79 116H81V119L79 118ZM83 116V117H82ZM85 116V117H84ZM89 116V117H88ZM88 117V118H87ZM79 119V120H78ZM83 121H85V122H83ZM82 122V123H81ZM79 126H78V128H79ZM78 132L80 133V128H79V130H78Z\"/></svg>", "mask_w": 264, "mask_h": 264}]
</instances>
